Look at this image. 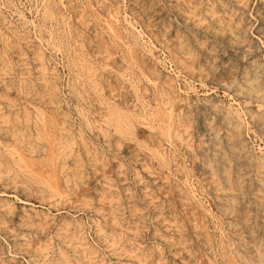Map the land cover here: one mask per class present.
<instances>
[{
	"label": "rangeland",
	"instance_id": "obj_1",
	"mask_svg": "<svg viewBox=\"0 0 264 264\" xmlns=\"http://www.w3.org/2000/svg\"><path fill=\"white\" fill-rule=\"evenodd\" d=\"M44 1L46 2L44 3ZM195 1L197 2L198 5L196 4V6L193 9L195 12V14H193V17L192 15H189V17L187 16V18L185 17L183 18L184 12L182 9L184 8L183 7L184 4H186V0H173L174 4L172 3V0H162V1L161 0H147V1L146 0H141V1L140 0H136V1L135 0H122V1L121 0H117V1L116 0H88V1L87 0L86 1L85 0H77V1L76 0L74 1L73 0H70V1L69 0H41V1L40 0H6V4H5V0H0V14H1L0 15L1 16L0 25H2L0 26V30H1L0 31V36H1L0 42L4 45L3 46L0 43L1 44L0 54L3 55V56L0 55V100H1L0 101L1 102L0 103V146H1L0 147V160H1L0 161V195H1L0 196V226H1L0 228V244H1L0 245V257H1L0 264H40V263L42 264L43 262H44L43 264H61V263L62 264H65V263L66 264H73V263L74 264H103V263L104 264H159V263L160 264H206V263L207 264H264V256H263L264 255V251H263L264 250V244H263L264 243V236H263L264 234V203H263L264 202V167H263L264 166V151H263L264 150V122H261L257 119L258 116H264V103H261V101L257 100L254 97L255 95L253 94H249V93L247 94L245 91H242V93H240L241 90L240 88H238V86L239 87H249V84H247V82L243 81V79L240 78L241 74L239 75V77L236 78L238 85H236L235 83H232V81H230V78H227V80L226 78H223L222 80H217V81L213 79V75L215 73L217 74L220 72L219 74L223 75L225 68H228V69L232 68L236 70V72H239V73L244 72L246 70L252 71V72L256 70L259 76L258 79L262 83V86L260 87L261 89L260 93L264 95V69H263L264 68L263 67L264 66V44H263L264 43V40H263L264 39V16H262V14L264 15V12H262L264 10V0H232V1L226 0L227 2L225 0H222V1L221 0L220 1L219 0H195ZM47 2L48 4H46ZM144 2L147 4V6L145 5ZM181 3L183 6L181 5ZM79 4L80 6H78ZM212 7L216 9V12H218V14H221L225 18V24L222 23L221 25L216 27L218 29L217 33L220 34L219 35L220 39H217L219 42L215 40L216 37L205 35L203 32L204 24H202L201 26V21L197 20L198 18L199 19L205 18L202 20V22L207 21V20L208 22L209 21L212 22L211 19L213 18L210 17L209 15V10ZM94 8L96 11L93 10ZM36 9L38 10V13L40 14L37 13ZM48 10L50 11V13L54 11L52 14L53 16L48 17V14H50ZM163 11L165 12L167 11V12L165 13ZM258 11L260 13H258ZM18 12L22 13L24 18ZM64 12H66V14ZM248 12L251 15H249ZM17 13L19 16L16 15ZM95 13L96 14L98 13V14L96 15ZM179 13L180 15H178ZM201 14H205V15L203 16ZM62 15H63V18H62ZM85 15H87V17ZM136 15L137 17H135ZM146 15H149V16H146ZM235 15H238V17H236ZM64 16H66V18ZM71 16H72V19H71ZM47 18L48 19L51 18V19L48 20ZM119 18L121 19V21ZM5 19H7L8 21L6 20L7 21L6 22ZM60 19L62 22L60 21ZM127 19L128 20L130 19V20L128 21ZM183 19L184 20L186 19V20L184 21ZM25 20L31 24L32 23L35 24V26L29 24ZM73 20L75 22H73ZM50 21H52L53 23L51 22L52 23L51 24ZM94 21L97 23L95 24ZM3 22L6 23V25ZM38 22L41 23L40 24L41 26L38 24ZM58 23H61V24H58ZM195 23L196 25H194ZM191 24L194 26H192ZM240 24H242V26ZM187 25L190 28H188ZM11 26L13 27V29ZM38 26H40L41 29L38 28ZM74 26L76 28H74ZM228 26H232L235 32L230 33ZM259 26L260 27L262 26V28H260ZM27 27L28 29H24ZM47 27H49L48 30H47ZM55 27L59 29L57 30V28ZM197 27H199L198 30H197ZM3 28L5 30H3ZM185 29H187L188 31L187 30L185 31ZM36 30H38L39 33ZM84 32L85 33L87 32V34H85ZM131 35L133 36V38H131L132 37ZM87 36L88 38H86ZM187 36L189 39L188 38L185 39V37ZM6 37H8L9 40ZM1 38L3 41L1 40ZM181 38L183 39L182 41H181ZM201 38L203 41L201 40ZM209 38L211 39V41H209L210 40ZM66 39L67 40L69 39V40L67 41ZM172 39H174V41ZM16 40H19V41L16 42ZM52 40L55 42H53ZM171 40L173 42H171ZM221 40L224 42H222ZM46 41H47V44H46ZM48 41L50 44H48ZM88 41L90 42L88 43ZM108 42L110 43V46ZM52 43L54 45H52ZM97 43L99 45H97ZM251 43L255 44L256 48L253 44L251 45ZM57 44L58 45L60 44L59 47L56 46ZM64 44L66 47L64 46ZM71 44H73V46L75 45L74 47L76 51L72 47ZM182 44L184 46L187 45L189 47V50L192 51L193 58L192 57L188 58L187 56L188 59L186 61L185 59L186 57L185 55H183L181 51ZM223 44H225V46ZM229 44H231L232 46ZM36 45L38 46V48L36 47ZM207 45L208 46L210 45V48L214 50L212 51L214 53L212 57L214 59L212 61L213 64L211 66L204 65L205 70L202 72V75L199 77H195L192 74L189 67L186 68L187 62L189 63L191 59L195 58L197 62H195V59H194V62H195L194 66L197 67L200 64V62L203 63L204 59L209 60L210 58L204 55V50ZM187 46H186V49H187ZM191 47H194L196 49L191 48ZM223 47H226V48H223ZM35 48L37 51L35 50ZM45 48H47L48 51ZM112 48H115L116 50ZM51 50L52 52L53 51L54 52L52 53ZM219 50L220 51L223 50L221 51L222 53ZM28 52H30V54ZM70 54H71V57H70ZM89 54L93 56L91 55L89 56ZM234 55L236 57L238 56V59ZM4 57H6V59ZM87 57L90 60H88ZM116 57H118L119 59ZM233 57L238 61H236L235 59H232ZM14 58L16 59L18 58L17 59L18 61ZM75 58H77L76 59L77 61L75 60ZM123 58L125 59V61ZM182 58H184L185 61ZM251 58L254 59V62L252 63L250 61ZM45 59H47L48 61L47 60L45 61ZM127 60H129L130 62ZM176 60L177 62H175ZM230 60L234 61L235 63L231 62ZM92 61H93V64L91 63ZM103 61H105L104 63H106L107 65L104 64ZM241 61H243V63ZM73 62L74 63L76 62L78 65L76 63L74 64ZM81 62H85V64ZM253 63L257 64L258 67H255ZM228 64L230 65L228 66ZM87 67H90V68H87ZM181 67L182 68L184 67L185 69L184 68L182 69ZM237 67H239V69ZM77 68L79 70H77ZM86 68L87 70H85ZM21 69L22 71H20ZM90 69L92 70L90 71ZM132 69H135V70L132 71ZM100 70H102V72ZM31 71L34 73H32ZM85 71L88 73H85ZM126 71H129V72H126ZM49 73L51 74L49 75ZM83 73H84V76L81 75ZM90 73L93 77H91ZM102 73L103 74L105 73V74L103 75ZM144 73L145 74L147 73V75H145ZM131 74H134V75L136 74V75L133 76ZM58 77H60L61 80L60 79L58 80ZM91 78L92 79L94 78L93 80L95 81H92ZM19 80H20V83H19ZM134 80L136 81L134 82ZM7 81L9 84L7 83ZM83 81H84V84H82ZM85 84H88V85H85ZM92 84L98 85L99 87L97 86L96 88L95 85H92ZM128 85L129 86L131 85V86L128 87ZM13 89L15 93L13 92ZM38 89L40 90V92L37 91ZM115 89L118 91V93ZM7 90H9L10 92ZM130 90L131 92H129ZM99 91L101 92L99 93ZM227 92L230 93V96L233 99L229 95H227L228 94ZM98 93L101 94V96L98 95ZM130 93H131V96H130ZM34 94L35 96H33ZM106 94L108 97L106 96ZM141 94L142 96H140ZM119 95H121L120 96L121 98L119 97ZM90 96L92 97V99L89 98ZM5 97L7 98L5 99ZM50 97L54 98V101ZM94 97H96V99ZM65 98H68V100ZM135 98L136 99L139 98V99L136 100ZM100 100H102V103L100 102ZM242 100L244 101V103ZM18 101H19V104H17ZM132 101H135V102L133 103ZM140 102H142L143 104ZM7 103L8 104L11 103V108L9 105H7ZM30 103L32 104L34 103V104L32 105ZM108 103L110 105H108ZM112 104L114 106L113 109H112ZM203 104L204 105L207 104V105L203 106ZM115 105L118 110L121 109L119 112H123L122 114L124 117L121 115V113L116 112L117 110L115 108ZM101 107L103 111L99 110V108L101 109ZM153 107H156V108H153ZM162 107L164 109H162ZM144 108L147 110H145ZM56 109H57V112H56ZM59 110H60V113H58ZM114 111L118 113V115H116ZM223 111H225V113ZM68 112L69 113L72 112V113L69 114ZM124 112H126L127 114ZM141 112H143L144 115H142ZM162 112L164 113L162 114ZM136 113H139V115L137 114V116L139 117L135 116ZM193 114L195 116H193ZM54 115L56 117L58 115L59 116L56 118ZM118 116L119 118L117 119L116 117ZM149 116L150 118L152 117L154 118L150 119L148 118ZM194 117L196 118V120ZM99 118L102 121H100ZM113 118L115 119V121ZM119 119H120V122L124 124L123 126L118 121ZM135 119L136 121H134ZM147 119L149 121H147ZM122 120L123 121L127 120V121L123 122ZM253 122H255V124ZM50 123H52L53 125H51ZM125 123H127V125L129 126L131 124V127H129L130 129H128V126ZM221 123H222V126H221ZM74 124L75 126H73ZM167 124L169 125L171 124V125L169 126ZM191 125H193V127H191ZM115 127L117 129H115ZM125 127L128 130H126ZM154 127L157 129H155ZM38 128L39 130H37ZM91 128L92 129L94 128V129L91 130ZM113 130L115 132L117 130L118 131L115 133ZM132 131L134 134L136 133L135 135L137 136L138 139L136 138V136L134 137V134L131 133ZM180 132H182V134ZM210 132L213 134H210ZM221 132L222 134H220ZM239 133H240V137H239L240 141L238 140L239 143L237 142L234 144L232 142L233 135L239 134ZM43 136L45 137L44 139H43ZM140 138H142V140H140ZM125 140L126 141L129 140V141L126 142ZM145 140H146V143H145ZM77 141L81 144L80 146ZM3 142L6 144H4ZM98 143L99 145H97ZM138 143L141 146L142 145L143 146L141 147ZM182 147H183V150H182ZM16 149L17 150L19 149L18 150L19 153L17 152ZM165 149L167 150L165 151ZM122 150L124 151L122 152ZM32 151H33V154H31ZM46 151L48 152L51 151V152L50 154H48V152ZM151 153L154 156H152ZM169 153L171 154L169 155ZM22 154H24L25 159ZM179 154L180 155L183 154V155L180 156ZM117 155L119 158L116 157ZM130 156H131V159L128 158ZM150 157H153V158H150ZM52 158L54 161L52 160ZM107 158L109 159V161ZM129 159L131 160V162ZM36 161L39 164H36ZM116 161L118 164L116 163ZM11 164L13 166H11ZM97 164L99 165L97 166ZM160 164L164 166H161ZM42 165H45L46 167ZM168 165L170 166L172 165L171 168ZM56 166L58 167L56 168ZM49 167L51 168L54 167L55 169H57L55 170L54 168H52L54 169V172L56 173L57 171V173L55 174L53 170H51V168ZM96 168L98 170H96ZM168 170L170 171L168 172ZM206 170L208 171L206 172ZM218 173H221V174H218ZM228 173L230 175L229 177H228ZM53 174L56 177H54ZM207 176L209 178H207ZM167 177L170 179L168 180ZM48 180H52V181H48ZM76 181H78L79 183L77 184ZM126 181L127 183L129 181L130 182L127 184ZM229 182L234 183L233 188H231V185L229 184ZM85 183H87L88 185H86ZM92 183H95V184L92 185ZM70 184H72V186ZM119 184H120V187H122V189L119 187ZM148 184L152 186L150 187L148 186ZM73 187L75 188V190ZM138 188L141 189L142 191L141 190L139 191ZM86 189L88 191H86ZM18 191L19 193H17ZM83 192L84 194L82 195ZM2 193H4V195ZM152 194L154 195V197ZM164 205L166 207H164ZM161 207H163L164 209ZM256 207L258 208L256 209ZM15 211H16V214H15ZM155 214L157 217L155 216ZM260 216L261 218H259ZM13 217H15L16 219ZM144 219H145V223H144ZM237 222H239V224ZM222 224H223V227H222ZM187 227L189 228V230ZM69 228L71 229L69 230ZM84 229L86 230V232ZM204 229L206 231H204ZM222 230H223L222 232L223 234L220 233ZM260 232H262V234ZM217 235L219 236V238ZM214 241L217 243H215ZM70 242H73V244ZM74 253L76 256L74 255ZM123 258H125L126 260H124ZM60 259H62V261ZM14 261H16V263ZM152 261L154 263H152Z\"/></svg>",
	"mask_w": 264,
	"mask_h": 264
},
{
	"label": "bare ground",
	"instance_id": "obj_2",
	"mask_svg": "<svg viewBox=\"0 0 264 264\" xmlns=\"http://www.w3.org/2000/svg\"><path fill=\"white\" fill-rule=\"evenodd\" d=\"M40 1H41V0H40ZM69 1H70V0H69ZM73 1H74V0H73ZM76 1H77V0H76ZM85 1H86V0H85ZM87 1H88V0H87ZM116 1H117V0H116ZM121 1H122V0H121ZM135 1H136V0H135ZM140 1H141V0H140ZM146 1H147V0H146ZM161 1H162V0H161ZM219 1H220V0H219ZM221 1H222V0H221ZM225 1H226V0H225ZM231 1H232V0H231ZM10 2H11V1H10ZM45 2H46V1H44V3H45ZM52 2H54V1H52ZM61 2H62V1H61ZM105 2H106V1H105ZM168 2H169V1H168ZM226 2H227V1H226ZM250 2H251V1H250ZM2 3H3V2H2ZM41 3H43V2H41ZM41 3H40V4H41ZM56 3H57V2H56ZM91 3H92V2H91ZM102 3H104V2H102ZM107 3H108V2H107ZM120 3H121V2H120ZM123 3H124V2H123ZM144 3H145V2H144ZM151 3H152V2H151ZM160 3H161V2H160ZM172 3L174 4L173 0H172ZM177 3H178V2H177ZM222 3H223V2H222ZM248 3H249V1H248ZM5 4H6V0H5ZM10 4H11V3H10ZM38 4H39V3H38ZM46 4H48V2H47ZM68 4H69V3H68ZM75 4H76V3H75ZM80 4H81V3H80ZM80 4H79L78 6H80ZM83 4H84V3H83ZM92 4H93V3H92ZM98 4H99V3H98ZM108 4H109V3H108ZM108 4H107V5H108ZM131 4H132V3H131ZM138 4H139V3H138ZM161 4H162V3H161ZM196 4H197V2H196L195 0H186V4H184V6H183L182 3H181V5L184 7V8L182 9L183 12H184V14H183V18H184V17L187 18V16L189 17V15H192V17H193V14H195V12H194L193 9H194V7L196 6ZM226 4H227V3H226ZM2 5H3V4H2ZM12 5H14V4H12ZM12 5H11V6H12ZM49 5H50V4H49ZM49 5H48V6H49ZM64 5H65V4H64ZM64 5H63V7H64ZM84 5H85V4H84ZM101 5H102V4H101ZM145 5L147 6L146 3H145ZM197 5H198V4H197ZM261 5H262V4H261ZM261 5H260V6H261ZM37 6H38V5H37ZM44 6H45V5H44ZM56 6H57V5H56ZM56 6H55V7H56ZM81 6H83V5H81ZM88 6H89V5H88ZM91 6H92V5H91ZM94 6H95V5H94ZM98 6H99V5H98ZM118 6H119V5H118ZM118 6H117V8H118ZM121 6H122V5H121ZM123 6H124V5H123ZM131 6H132V5H131ZM140 6H141V5H140ZM151 6H152V5H151ZM167 6H168V4H167ZM174 6H175V5H174ZM202 6H204V5H202ZM209 6H210V5H209ZM217 6H218V4H217ZM229 6H230V5H229ZM7 7H8V6H7ZM38 7H39V6H38ZM42 7H43V5H42ZM57 7H58V6H57ZM84 7H85V6H84ZM89 7H90V6H89ZM110 7H111V6H110ZM129 7H130V6H129ZM134 7H135V6H134ZM159 7H160V5H159ZM162 7H163V6H162ZM172 7H173V5H172ZM215 7H216V6H215ZM234 7H236V6H234ZM250 7H251V6H250ZM9 8H10V7H9ZM44 8H45V7H44ZM61 8H62V7H61ZM68 8H69V7H68ZM79 8H80V7H79ZM104 8H105V7H104ZM144 8H145V7H144ZM146 8H147V7H146ZM164 8H165V7H164ZM203 8H204V7H203ZM203 8H202V10H203ZM238 8H239V7H238ZM261 8H262V7H261ZM37 9H38V8H37ZM37 9H36V11H37V13H38V10H37ZM49 9H50V8H49ZM63 9H64V8H63ZM91 9H92V8H91ZM97 9H98V8H97ZM131 9H132V7H131ZM153 9H154V8H153ZM159 9H160V8H159ZM217 9H218V8H217ZM246 9H247V8H246ZM40 10H41V8H40ZM82 10H83V9H82ZM93 10H95V8H94ZM102 10H103V9H102ZM110 10H111V9H110ZM120 10H121V9H120ZM122 10H123V9H122ZM138 10H139V9H138ZM155 10H157V9H155ZM251 10H252V9H251ZM36 11H35V12H36ZM48 11H49V10H48ZM52 11H53V10H52ZM55 11H56V10H55ZM57 11H58V9H57ZM62 11H63V10H62ZM66 11H67V10H66ZM71 11H72V9H71ZM75 11H76V10H75ZM84 11H85V10H84ZM89 11H90V9H89ZM95 11H96V10H95ZM99 11H100V10H99ZM125 11H126V10H125ZM172 11H173V10H172ZM174 11H175V10H174ZM176 11H177V10H176ZM239 11H241V10H239ZM256 11H257V10H256ZM3 12H4V11H3ZM53 12H54V11H53ZM53 12L50 13V11H49L50 14H48V17H49V16H53V15H52ZM78 12H79V11H78ZM85 12H86V11H85ZM145 12H146V11H145ZM163 12H165V11H163ZM166 12H167V11H166ZM166 12H165V13H166ZM177 12H178V11H177ZM197 12H198V11H197ZM245 12H246V10H245ZM249 12H250V11H249ZM249 12H248V13H249ZM262 12H264V10H263ZM18 13H19V12H18ZM18 13H17L16 15H18ZM64 13L66 14V12H64ZM121 13H123V12H121ZM159 13H160V12H159ZM201 13H202V12H201ZM238 13H239V12H238ZM255 13H256V12H255ZM258 13H260V12L258 11ZM4 14H5V13H4ZM19 14L22 15V13H19ZM38 14H40V13H38ZM62 14H63V13H62ZM65 14H64V15H65ZM69 14H70V13H69ZM79 14H80V13H79ZM95 14H96V13H95ZM97 14H98V13H97ZM97 14H96V15H97ZM102 14H104V13H102ZM261 14H262V13H261ZM0 15H1V14H0ZM57 15H58V14H57ZM70 15H71V14H70ZM73 15H74V14H73ZM125 15H126V14H125ZM130 15H131V14H130ZM141 15H142V14H141ZM164 15H166V14H164ZM176 15H177V14H176ZM178 15H180V13H179ZM201 15L204 16L205 14H201ZM209 15H210V17L213 18V19H211L212 22H210V21L208 22V20L202 22V20L205 19V18H203V19H199V18H198L197 20L201 21V26H202V24H204V25H203V32H204L205 35H207V36H211V37H216V39L214 38L215 40L220 39V36H219L220 34L217 33L218 29H217L216 27L219 26V25H221L222 23L225 24V18H224V16H222L221 14H218V12H216V9H215L214 7H212V8L209 10ZM249 15H251V14L249 13ZM4 16H5V15H4ZM18 16H19V15H18ZM22 16H23V15H22ZM39 16H40V15H39ZM43 16H44V15H43ZM54 16H55V15H54ZM85 16L87 17V15H85ZM106 16H107V15H106ZM146 16H149V15H146ZM154 16H155V14H154ZM160 16H162V15H160ZM235 16L238 17V15H235ZM258 16H259V14H258ZM262 16H264V15L262 14ZM0 17H1V16H0ZM64 17L66 18V16H64ZM80 17H82V16H80ZM80 17H79V18H80ZM83 17H84V16H83ZM125 17H126V16H125ZM135 17H137V15H136ZM179 17H180V16H179ZM181 17H182V16H181ZM201 17H202V16H201ZM207 17H208V16H207ZM207 17H206V18H207ZM248 17H249V16H248ZM18 18H19V17H18ZM23 18H24V16H23ZM25 18H26V17H25ZM53 18H54V17H53ZM62 18H63V15H62ZM65 18H64V19H65ZM88 18H89V17H88ZM88 18H87V19H88ZM128 18H129V17H128ZM163 18H164V16H163ZM177 18H178V17H177ZM190 18H191V16H190ZM39 19H40V18H39ZM47 19H48V18H47ZM49 19H51V18H49ZM49 19H48V20H49ZM71 19H72V16H71ZM74 19H75V18H74ZM82 19H83V18H82ZM90 19H91V18H90ZM101 19H102V18H101ZM114 19H115V18H114ZM119 19H120V18H119ZM137 19H138V18H137ZM157 19H158V18H157ZM165 19H166V18H165ZM232 19H233V18H232ZM245 19H246V18H245ZM6 20H7V19H5V21H6ZM27 20H29V19H27ZM30 20H31V19H30ZM88 20H89V19H88ZM91 20H92V19H91ZM98 20H99V19H98ZM117 20H118V19H117ZM127 20H128V19H127ZM129 20H130V19H129ZM129 20H128V21H129ZM183 20H184V19H183ZM183 20H182V21H183ZM185 20H186V19H185ZM185 20H184V21H185ZM189 20H190V19H189ZM7 21H8V20H7ZM7 21H6V22H7ZM25 21H26V20H25ZM38 21H39V20H38ZM44 21H45V20H44ZM53 21H54V19H53ZM60 21H61V19H60ZM78 21H79V20H78ZM95 21H97V20H95ZM95 21H94V22H95ZM120 21H121V19H120ZM165 21H166V20H165ZM178 21H180V20H178ZM184 21H183V22H184ZM249 21H250V20H249ZM10 22H11V21H10ZM26 22H28V21H26ZM35 22H36V21H35ZM35 22H34V23H35ZM42 22H43V21H42ZM46 22H47V21H46ZM51 22H52V21H50V23H51ZM61 22H62V21H61ZM71 22H72V21H71ZM71 22H70V23H71ZM73 22H75V21L73 20ZM73 22H72V23H73ZM80 22H81V21H80ZM87 22H88V21H87ZM102 22H103V21H102ZM132 22H133V21H132ZM138 22H140V21H138ZM173 22H175V21H173ZM260 22H261V21H260ZM260 22H259V23H260ZM3 23H4V22H3ZM21 23H22V22H21ZM28 23H29V22H28ZM50 23H49V24H50ZM52 23H53V22H52ZM52 23H51V24H52ZM63 23H64V22H63ZM66 23H67V22H66ZM76 23H77V22H76ZM96 23H97V22H95V24H96ZM130 23H131V22H130ZM158 23H159V22H158ZM169 23H170V22H169ZM190 23H191V21H190ZM242 23H243V21H242ZM246 23H247V22H246ZM246 23H245V24H246ZM4 24L6 25V23H4ZM4 24H3V25H4ZM29 24H31V23H29ZM38 24L40 25L41 23L38 22ZM51 24H50V25H51ZM54 24H55V23H54ZM58 24H61V23H58ZM58 24H57V25H58ZM89 24H90V22H89ZM93 24H94V23H93ZM99 24H100V23H99ZM118 24H119V23H118ZM120 24H121V23H120ZM139 24H140V23H139ZM155 24H156V23H155ZM173 24H174V23H173ZM250 24H251V22H250ZM22 25H24V24H22ZM31 25H34V26H35V24H33V23H32ZM63 25H65V24H63ZM75 25H76V24H75ZM83 25H84V24H83ZM100 25H101V24H100ZM133 25H134V24H133ZM133 25H132V26H133ZM135 25H136V23H135ZM135 25H134V26H135ZM158 25H159V24H158ZM175 25H176V23H175ZM175 25H174V27H175ZM179 25H180V23H179ZM191 25H192V24H191ZM191 25H190V26H191ZM194 25H196V23H195ZM194 25H192V26H194ZM227 25H228V24H227ZM240 25L242 26V24H240ZM243 25H244V24H243ZM260 25H261V24H260ZM0 26H2V25H0ZM25 26H26V25H25ZM40 26H41V25H40ZM40 26H38V28H40ZM42 26H43V25H42ZM68 26H69V24H68ZM96 26H97V25H96ZM96 26H95V27H96ZM177 26H178V25H177ZM187 26H188V25H187ZM187 26H186V27H187ZM201 26H200V27H201ZM244 26H245V25H244ZM6 27H7V26H6ZM11 27H12V26H11ZM43 27H44V26H43ZM51 27H52V26H51ZM60 27H61V26H60ZM72 27H73V26H72ZM126 27H127V26H126ZM159 27H160V26H159ZM179 27H180V26H179ZM228 27H229V32H230V33L235 32V30H234V28H233L232 26H228ZM251 27H252V26H251ZM259 27H260V26H259ZM1 28H2V27H1ZM7 28H8V27H7ZM15 28H16V27H15ZM48 28H49V27H47V30H48ZM55 28H57V27H55ZM62 28H63V27H62ZM74 28H76V27L74 26ZM88 28H89V27H88ZM92 28H93V27H92ZM96 28H97V27H96ZM100 28H101V27H100ZM102 28H103V27H102ZM184 28H185V27H184ZM188 28H190V27L188 26ZM188 28H187V29H188ZM195 28H196V27H195ZM198 28H199V27H197V30H198ZM201 28H202V27H201ZM201 28H200V29H201ZM237 28H238V27H237ZM260 28H262V26H261ZM9 29H10V28H9ZM12 29H13V27H12ZM24 29H28V27H27V28H24ZM33 29H34V28H33ZM40 29H41V28H40ZM58 29H59V28H57V30H58ZM60 29H61V28H60ZM64 29H65V28H64ZM64 29H63V30H64ZM67 29H68V27H67ZM77 29H78V28H77ZM81 29H82V28H81ZM98 29H99V28H98ZM98 29H97V30H98ZM104 29H105V28H104ZM128 29H129V28H128ZM138 29H139V28H138ZM187 29H185V31H186ZM200 29H199V30H200ZM241 29H242V28H241ZM3 30H5V29L3 28ZM3 30H2V31H3ZM45 30H46V29H45ZM50 30H51V29H50ZM82 30H83V29H82ZM89 30H90V29H89ZM95 30H96V29H95ZM105 30H106V29H105ZM120 30H121V29H120ZM124 30H125V29H124ZM174 30H175V28H174ZM180 30H181V29H180ZM247 30H248V29H247ZM0 31H1V30H0ZM36 31L38 32V30H36ZM64 31H65V30H64ZM69 31H70V30H69ZM72 31H73V30H72ZM79 31H80V30H79ZM93 31H94V30H93ZM101 31H102V30H101ZM141 31H142V30H141ZM157 31H158V30H157ZM172 31H173V30H172ZM182 31H183V30H182ZM182 31H181V32H182ZM187 31H188V30H187ZM201 31H202V30H201ZM237 31H238V30H237ZM237 31H236V32H237ZM242 31H244V30H242ZM248 31H249V30H248ZM6 32H7V31H6ZM13 32H14V31H13ZM40 32H41V31H40ZM56 32H58V31H56ZM74 32H75V31H74ZM77 32H78V31H77ZM112 32H113V31H112ZM139 32H140V30H139ZM193 32H194V31H193ZM196 32H197V31H196ZM1 33H2V32H1ZM38 33H39V32H38ZM42 33H43V32H42ZM48 33H49V32H48ZM50 33H51V32H50ZM52 33H53V32H52ZM61 33H62V32H61ZM72 33H73V32H72ZM82 33H83V32H82ZM84 33H85V32H84ZM89 33H91V32H89ZM94 33H95V32H94ZM103 33H104V32H103ZM131 33H132V32H131ZM190 33H191V31H190ZM190 33H189V34H190ZM198 33H199V31H198ZM198 33H197V34H198ZM249 33H250V32H249ZM6 34H7V33H6ZM24 34H25V33H24ZM27 34H28V33H27ZM45 34H46V33H45ZM56 34H57V33H56ZM69 34H70V33H69ZM75 34H76V33H75ZM85 34H87V32H86ZM169 34H170V33H169ZM172 34H173V33H172ZM189 34H188V35H189ZM197 34H196V35H197ZM200 34H201V33H200ZM242 34H243V32H242ZM242 34H241V35H242ZM1 35H2V34H1ZM28 35H29V34H28ZM46 35H47V34H46ZM76 35H77V34H76ZM103 35H104V34H103ZM112 35H113V34H112ZM132 35H133V34H132ZM132 35H131V36H132ZM146 35H147V34H146ZM166 35H167V34H166ZM227 35H228V34H227ZM237 35H238V34H237ZM2 36H3V35H2ZM8 36H10V35H8ZM39 36H40V35H39ZM53 36H54V35H53ZM63 36H64V35H63ZM72 36H73V35H72ZM72 36H71V38H72ZM77 36H78V35H77ZM80 36H81V35H80ZM89 36H90V35H89ZM108 36H109V35H108ZM133 36H134V35H133ZM133 36H132L131 38H133ZM173 36H174V35H173ZM185 36H186V35H185ZM189 36H190V35H189ZM202 36H203V34H202ZM225 36H226V35H225ZM225 36H224V37H225ZM0 37H1V36H0ZM26 37H27V36H26ZM35 37H36V36H35ZM45 37H46V36H45ZM48 37H49V36H48ZM51 37H52V35H51ZM61 37H62V36H61ZM64 37H65V36H64ZM91 37H92V36H91ZM111 37H112V36H111ZM115 37H116V36H115ZM148 37H149V36H148ZM167 37H168V36H167ZM171 37H172V36H171ZM182 37H183V36H182ZM198 37H199V36H198ZM222 37H223V36H222ZM246 37H247V36H246ZM251 37H252V36H251ZM6 38L8 39V37H6ZM30 38H31V37H30ZM38 38H40V37H38ZM42 38H43V36H42ZM57 38H58V37H57ZM68 38H69V37H68ZM75 38H76V37H75ZM75 38H74V39H75ZM84 38H85V37H84ZM86 38H88V36H87ZM117 38H118V37H117ZM186 38H188V36L185 37V39H186ZM247 38H248V37H247ZM74 39H73V40H74ZM106 39H107V38H106ZM110 39H111V38H110ZM121 39H122V37H121ZM121 39H120V40H121ZM146 39H147V38H146ZM146 39H145V40H146ZM149 39H151V38H149ZM188 39H189V38H188ZM209 39H210V38H209ZM222 39H223V38H222ZM225 39H226V38H225ZM253 39H254V38H253ZM1 40H2V38H1ZM8 40H9V39H8ZM38 40H39V39H38ZM41 40H43V39H41ZM49 40H50V38H49ZM64 40H65V39H64ZM66 40H67V39H66ZM68 40H69V39H68ZM68 40H67V41H68ZM76 40H78V39H76ZM115 40H117V39H115ZM131 40H132V39H131ZM169 40H170V39H169ZM172 40L174 41V39H172ZM172 40H171V42H173ZM182 40H183V39L181 38V41H182ZM198 40H199V38H198ZM201 40H202V38H201ZM201 40H200V41H201ZM207 40H208V39H207ZM234 40H235V39H234ZM263 40H264V39H263ZM2 41H3V40H2ZM5 41H6V40H5ZM17 41H19V40H16V42H17ZM52 41H53V40H52ZM60 41H61V40H60ZM67 41H66V42H67ZM106 41H107V40H106ZM110 41H111V40H110ZM132 41H133V40H132ZM194 41H195V40H194ZM200 41H199V42H200ZM202 41H203V40H202ZM209 41H211V39H210ZM209 41H208V42H209ZM217 41H218V40H217ZM221 41H222V40H221ZM226 41H227V40H226ZM229 41H230V40H229ZM13 42H15V41H13ZM30 42H32V41H30ZM53 42H55V41H53ZM64 42H65V41H64ZM71 42H72V41H71ZM71 42H70V43H71ZM77 42H78V41H77ZM82 42H83V41H82ZM89 42H90V41H88V43H89ZM94 42H95V41H94ZM115 42H116V41H115ZM121 42H122V41H121ZM147 42H149V41H147ZM152 42H153V41H152ZM152 42H151V43H152ZM218 42H219V41H218ZM222 42H224V41H222ZM0 43H1V42H0ZM24 43H25V42H24ZM56 43H57V41H56ZM78 43H79V42H78ZM85 43H86V42H85ZM88 43H87V44H88ZM92 43H93V42H92ZM108 43H109V42H108ZM116 43H117V42H116ZM124 43H125V42H124ZM130 43H131V41H130ZM133 43H134V42H133ZM175 43H176V42H175ZM175 43H174V44H175ZM206 43H207V42H206ZM209 43H210V42H209ZM214 43H215V42H214ZM253 43H254V42H253ZM253 43H251V45H252ZM1 44H2V43H1ZM1 44H0V45H1ZM19 44H20V43H19ZM30 44H31V43H30ZM30 44H29V46H30ZM39 44H40V43H39ZM46 44H47V41H46ZM48 44H50L49 41H48ZM170 44H171V43H170ZM210 44H211V43H210ZM218 44H219V43H218ZM221 44H222V43H221ZM221 44H220V45H221ZM225 44H226V43H225ZM225 44H223V45L225 46ZM246 44H247V42H246ZM263 44H264V43H263ZM2 45H3V44H2ZM43 45H44V44H43ZM52 45H54V44L52 43ZM59 45H60V44H59ZM59 45L57 44L56 46L59 47ZM67 45H68V43H67ZM71 45H72V47L75 49V47H74L75 45H74V46H73V44H71ZM80 45H81V44H80ZM82 45H83V44H82ZM97 45H99V44L97 43ZM139 45H140V44H139ZM148 45H149V44H148ZM205 45H206V44H205ZM214 45H215V44H214ZM214 45H213V46H214ZM229 45H231V44H229ZM253 45L255 46V44H253ZM257 45H258V44H257ZM3 46H4V45H3ZM9 46H10V45H9ZM12 46H13V45H12ZM64 46H65V44H64ZM78 46H79V45H78ZM86 46H87V45H86ZM91 46H92V45H91ZM109 46H110V43H109ZM120 46H121V45H120ZM186 46H187V45H186ZM186 46H184V45L182 44V46H181V47H182L181 51H182L183 55H185L186 58H185V57H184V58H185L186 61H187L188 58H191V57H192V51L189 50V47H188V46H187V49H186ZM191 46H193V45H191ZM194 46H195V45H194ZM211 46H212V45H211ZM221 46H222V45H221ZM231 46H232V45H231ZM34 47H35V46H34ZM36 47L38 48L37 45H36ZM54 47H55V46H54ZM62 47H63V46H62ZM65 47H66V46H65ZM70 47H71V46H70ZM81 47H82V46H81ZM81 47H80V48H81ZM129 47H130V46H129ZM129 47H128V48H129ZM195 47H196V46H195ZM219 47H220V46H219ZM229 47H230V46H229ZM251 47H252V46H251ZM251 47H250V48H251ZM50 48H51V47H50ZM84 48H85V47H84ZM124 48H125V47H124ZM126 48H127V47H126ZM132 48H133V47H132ZM191 48H194V47H191ZM191 48H190V49H191ZM223 48H226V47H223ZM231 48H232V47H231ZM255 48H256V46H255ZM15 49H16V48H15ZM21 49H22V48H21ZM45 49L47 50V48H45ZM45 49H44V50H45ZM60 49H61V48H60ZM74 49H73V50H74ZM95 49H96V48H95ZM112 49H115V48H112ZM121 49H122V48H121ZM142 49H143V48H142ZM194 49H196V48H194ZM199 49H200V48H199ZM199 49H198V50H199ZM227 49H228V48H227ZM234 49H235V48H234ZM234 49H233V50H234ZM253 49H254V48H253ZM0 50H1V48H0ZM4 50H5V49H4ZM23 50H24V48H23ZM35 50H36V48H35ZM35 50H34V51H35ZM52 50H53V48H52ZM52 50H51V52H52ZM71 50H72V48H71ZM71 50H70V51H71ZM82 50H83V49H82ZM100 50H101V49H100ZM115 50H116V49H115ZM170 50H171V49H170ZM240 50H241V49H240ZM12 51H13V50H12ZM12 51H11V53H12ZM21 51H22V50H21ZM30 51H31V50H30ZM36 51H37V50H36ZM36 51H35V52H36ZM42 51H43V50H42ZM47 51H48V50H47ZM75 51H76V49H75ZM84 51H85V50H84ZM110 51H111V50H110ZM121 51H122V50H121ZM129 51H130V50H129ZM179 51H180V50H179ZM212 51H214V50H212V48H210V45H209V46L207 45V46L205 47V50H204V55H206V56L209 57L210 59H209V60L204 59L203 63L200 62V64H199L197 67L194 66V65H195V62H197L196 59L194 58V59H195V62H194V59H191V60L189 61L190 64L187 62L186 68L189 67V69L191 70L192 74H193L195 77H199V76H201V75H202V72L205 70L204 65H205V66H207V65H208V66H211V65L213 64L212 61H213L214 59H213L212 57H213V54H214V53H213ZM219 51H220V50H219ZM221 51H223V50H221ZM221 51H220V52H221ZM225 51H226V49H225ZM229 51H230V50H229ZM231 51H232V50H231ZM251 51H252V50H251ZM6 52H7V50H6ZM6 52H5V53H6ZM13 52H14V51H13ZM40 52H41V51H40ZM51 52H50V53H51ZM53 52H54V51H53ZM53 52H52V53H53ZM55 52H56V50H55ZM58 52H59V51H58ZM63 52H64V51H63ZM71 52H72V51H71ZM88 52H89V51H88ZM108 52H109V50H108ZM197 52H198V51H197ZM197 52H196V53H197ZM202 52H203V51H202ZM202 52H201V53H202ZM232 52H233V51H232ZM25 53H26V51H25ZM28 53L30 54V52H28ZM61 53H62V52H61ZM61 53H59V54H61ZM82 53H83V52H82ZM101 53H102V52H101ZM101 53H100V54H101ZM199 53H200V52H199ZM221 53H222V52H221ZM221 53H220V54H221ZM228 53H229V52H228ZM228 53H227V54H228ZM238 53H239V52H238ZM256 53H257V52H256ZM20 54H21V53H20ZM87 54H88V53H87ZM93 54H94V53H93ZM95 54H96V53H95ZM117 54H118V53H117ZM130 54H131V52H130ZM202 54H203V53H202ZM220 54H218V55H220ZM239 54H240V53H239ZM0 55H1V54H0ZM6 55H7V54H6ZM36 55H37V54H36ZM43 55H44V54H43ZM47 55H48V54H47ZM84 55H85V53H84ZM90 55H91V54H89V56H90ZM105 55H106V54H105ZM124 55H125V54H124ZM124 55H123V57H124ZM196 55H197V54H196ZM200 55H201V54H200ZM204 55H203V57H204ZM235 55H236V54H235ZM235 55H234V56H235ZM240 55H241V54H240ZM240 55H239V56H240ZM1 56H3V55H1ZM28 56H29V55H28ZM28 56H27V57H28ZM82 56H83V55H82ZM91 56H93V55H91ZM115 56H116V55H115ZM115 56H114V58H115ZM118 56H119V55H118ZM121 56H122V55H121ZM145 56H146V55H145ZM187 56H188V58H187ZM194 56H195V55H194ZM259 56H260V55H259ZM10 57H11V56H10ZM10 57H9V58H10ZM37 57H38V56H37ZM43 57H44V56H43ZM60 57H61V55H60ZM70 57H71V54H70ZM85 57H86V56H85ZM100 57H101V56H100ZM137 57H138V56H137ZM178 57H179V56H178ZM235 57H236V56H235ZM4 58L6 59V57H4ZM31 58H32V57H31ZM64 58H65V57H64ZM97 58H98V57H97ZM116 58H118V57H116ZM125 58H126V57H125ZM184 58H182V59L184 60ZM192 58H193V57H192ZM199 58H200V57H199ZM201 58H202V57H201ZM214 58H215V57H214ZM230 58H231V57H230ZM236 58L238 59V56H237ZM7 59H8V57H7ZM14 59H16V58H14ZM17 59H18V58H17ZM17 59H16V60H17ZM50 59H51V58H50ZM52 59H53V58H52ZM67 59H68V58H67ZM76 59H77V58H75V60H76ZM81 59H82V58H81ZM87 59H88V57H87ZM87 59H86V60H87ZM94 59H95V58H94ZM118 59H119V58H118ZM123 59H124V58H123ZM132 59H133V58H132ZM137 59H138V58H137ZM178 59H179V58H178ZM219 59H220V58H219ZM224 59H225V58H224ZM232 59H235V58L233 57ZM9 60H10V59H9ZM19 60H20V59H19ZM46 60H47V59H45V61H46ZM83 60H84V59H83ZM88 60H90V59H88ZM88 60H87V61H88ZM138 60H139V59H138ZM201 60H202V59H201ZM235 60H236V59H235ZM245 60H246V59H245ZM17 61H18V60H17ZM43 61H44V60H43ZM47 61H48V60H47ZM52 61H53V60H52ZM76 61H77V60H76ZM78 61H80V60H78ZM81 61H82V60H81ZM93 61H94V60H93ZM93 61L91 62L92 64H93ZM100 61H101V60H100ZM118 61H119V60H118ZM122 61H123V60H122ZM124 61H125V59H124ZM127 61H129V60H127ZM184 61H185V60H184ZM199 61H200V59H199ZM223 61H225V60H223ZM230 61H231V60H230ZM236 61H238V60H236ZM250 61H251V63H252V62H254V59L251 58ZM11 62H12V61H11ZM14 62H15V61H14ZM14 62H13V63H14ZM23 62H24V61H23ZM97 62H98V61H97ZM97 62H96V64H97ZM104 62H105V61H103V63H104ZM106 62H107V61H106ZM120 62H121V60H120ZM129 62H130V61H129ZM138 62H139V61H138ZM150 62H151V61H150ZM150 62H149V63H150ZM175 62H177V60H176ZM218 62H219V61H218ZM231 62L235 63L234 61H231ZM241 62L243 63V61H241ZM31 63H32V62H31ZM46 63H47V62H46ZM66 63H67V61H66ZM68 63H69V61H68ZM70 63H71V62H70ZM73 63H74V62H73ZM75 63H76V62H75ZM75 63H74V64H75ZM81 63H84V64H85V62H81ZM126 63H127V62H126ZM131 63H132V62H131ZM139 63H140V62H139ZM158 63H160V62H158ZM184 63H185V62H184ZM216 63H217V62H216ZM228 63H230V62H228ZM233 63H232V64H233ZM54 64H55V63H54ZM64 64H65V62H64ZM71 64H72V63H71ZM74 64H73V65H74ZM76 64H77V63H76ZM86 64H87V63H86ZM104 64H106V63H104ZM132 64H133V63H132ZM244 64H245V63H244ZM253 64L255 65V67H258L257 64H255V63H253ZM12 65H13V64H12ZM33 65H34V64H33ZM35 65H36V64H35ZM68 65H69V64H68ZM77 65H78V64H77ZM101 65H102V64H101ZM101 65H100V66H101ZM106 65H107V64H106ZM124 65H125V64H124ZM130 65H131V64H130ZM196 65H197V63H196ZM229 65H230V64H228V66H229ZM234 65H235V64H234ZM238 65H239V64H238ZM10 66H11V65H10ZM15 66H16V65H15ZM31 66H32V65H31ZM49 66H50V65H49ZM51 66H52V65H51ZM82 66H83V65H82ZM89 66H91V65H89ZM94 66H95V65H94ZM109 66H110V65H109ZM111 66H112V65H111ZM125 66H126V65H125ZM127 66H128V65H127ZM136 66H137V64H136ZM140 66H141V65H140ZM47 67H48V65H47ZM74 67H75V66H74ZM74 67H72V68H74ZM83 67H84V66H83ZM92 67H93V66H92ZM92 67H91V68H92ZM97 67H99V66H97ZM129 67H130V66H129ZM158 67H159V66H158ZM161 67H162V66H161ZM220 67H221V66H220ZM263 67H264V66H263ZM2 68H3V67H2ZM2 68H1V69H2ZM12 68H13V67H12ZM55 68H57V67H55ZM87 68H90V67H87ZM87 68H86L85 70H87ZM119 68H120V67H119ZM181 68H182V67H181ZM183 68H184V67H183ZM183 68H182V69H183ZM206 68H208V67H206ZM211 68H212V67H211ZM211 68H210V69H211ZM237 68L239 69V67H237ZM240 68H241V66H240ZM16 69H17V68H16ZM23 69H24V68H23ZM49 69H50V68H49ZM49 69H48V70H49ZM66 69H67V68H66ZM83 69H84V68H83ZM83 69H82V71H83ZM97 69H98V68H97ZM99 69H100V68H99ZM145 69H146V68H145ZM145 69H144V70H145ZM163 69H164V67H163ZM184 69H185V68H184ZM189 69H187V70H189ZM222 69H223V68H222ZM263 69H264V68H263ZM5 70H6V69H5ZM77 70H79V69L77 68ZM91 70H92V69H90V71H91ZM94 70H95V69H94ZM115 70H116V69H115ZM117 70H118V69H117ZM120 70H122V69H120ZM130 70H131V69H130ZM134 70H135V69H132V71H134ZM224 70H225V71H224L223 75L219 74L220 72L217 73V74H219V75H217V74L215 73V74L213 75V79H215V80L217 81V80H222L223 78H226V80H227V78H230V81H232V83H235L236 85H238V82H237V79H236V78L239 77V75L241 74V77H240V78L243 79V81L247 82V84H249V87H239V86H238V88H240V90H241L240 93H242V91H245L247 94H248V93H249V94H253V95H255L254 97H255L257 100L261 101V103H264V95H262V94L260 93V90H261L260 87L262 86V83H261V81L258 79L259 76H258V72H257L256 70H254L253 72H252V71H247V70H246V71L241 72V73L236 72V70H234V69H232V68H229V69H228V68H225ZM252 70H253V69H252ZM13 71H14V70H13ZM20 71H22V69H21ZM55 71H56V69H55ZM69 71H70V70H69ZM90 71H89V72H90ZM100 71L102 72V70H100ZM103 71H104V70H103ZM112 71H114V70H112ZM160 71H161V70H160ZM237 71H239V70H237ZM31 72H32V71H31ZM39 72H40V71H39ZM70 72H71V71H70ZM74 72H75V71H74ZM74 72H72V73H74ZM97 72H98V71H97ZM106 72H107V71H106ZM109 72H110V71H109ZM126 72H129V71H126ZM187 72H188V71H187ZM20 73H21V72H20ZM32 73H34V72H32ZM37 73H38V72H37ZM45 73H47V72H45ZM85 73H88V72L85 71ZM91 73H92V72H91ZM91 73H90V75H91ZM112 73H113V72H112ZM141 73H142V72H141ZM179 73H180V72H179ZM185 73H186V72H185ZM189 73H190V72H189ZM206 73H207V72H206ZM209 73H210V72H209ZM14 74H15V73H14ZM16 74H17V73H16ZM18 74H19V73H18ZM30 74H31V73H30ZM50 74H51V73H49V75H50ZM54 74H55V73H54ZM96 74H98V73H96ZM102 74H103V73H102ZM104 74H105V73H104ZM104 74H103V75H104ZM144 74H145V73H144ZM144 74H143V75H144ZM186 74H187V73H186ZM32 75H33V74H32ZM57 75H58V74H57ZM76 75H77V74H76ZM78 75H79V74H78ZM81 75L84 76V73L81 74ZM127 75H128V74H127ZM131 75L135 76L136 74H135V75H134V74H131ZM141 75H142V74H141ZM145 75H147V73H146ZM187 75H188V74H187ZM204 75H205V74H204ZM19 76H20V75H19ZM21 76H22V75H21ZM70 76H71V75H70ZM74 76H75V75H74ZM74 76H73V77H74ZM86 76H87V75H86ZM88 76H89V75H88ZM114 76H115V75H114ZM117 76H118V75H117ZM117 76H116V77H117ZM122 76H123V74H122ZM47 77H48V76H47ZM91 77H93V76L91 75ZM95 77H96V76H95ZM103 77H104V76H103ZM124 77H125V76H124ZM130 77H131V76H130ZM138 77H139V76H138ZM138 77H137V78H138ZM6 78H7V77H6ZM11 78H12V77H11ZM55 78H56V77H55ZM97 78H98V77H97ZM97 78H96V79H97ZM118 78H119V77H118ZM161 78H162V77H161ZM19 79H20V78H19ZM35 79H36V78H35ZM52 79H53V78H52ZM59 79H60V77H58V80H59ZM76 79H77V78H76ZM83 79H84V78H83ZM91 79H92V78H91ZM93 79H94V78H93ZM93 79H92V81H95V80H93ZM105 79H106V78H105ZM105 79H103V80H105ZM111 79H112V78H111ZM122 79H123V78H122ZM188 79H190V78H188ZM11 80H12V79H11ZM13 80H14V79H13ZM15 80H16V79H15ZM33 80H34V79H33ZM47 80H48V79H47ZM60 80H61V79H60ZM69 80H70V79H69ZM69 80H68V82H69ZM85 80H86V79H85ZM97 80H98V79H97ZM97 80H96V81H97ZM101 80H102V79H101ZM109 80H110V79H109ZM120 80H121V79H120ZM149 80H150V79H149ZM200 80H201V79H200ZM25 81H26V80H25ZM72 81H73V80H72ZM80 81H81V80H80ZM92 81H91V82H92ZM106 81H107V80H106ZM112 81H113V80H112ZM118 81H119V80H118ZM135 81H136V80H134V82H135ZM138 81H139V80H138ZM204 81H205V80H204ZM9 82H10V81H9ZM16 82H17V81H16ZM33 82H34V81H33ZM36 82H37V81H36ZM43 82H44V81H43ZM48 82H49V81H48ZM56 82H57V80H56ZM85 82H86V81H85ZM87 82H88V81H87ZM97 82H98V81H97ZM100 82H101V81H100ZM100 82H99V83H100ZM109 82H110V81H109ZM113 82H114V81H113ZM159 82H160V81H159ZM198 82H199V81H198ZM226 82H227V81H226ZM7 83H8V81H7ZM19 83H20V80H19ZM19 83H18V84H19ZM23 83H24V82H23ZM23 83H22V84H23ZM49 83H50V82H49ZM49 83H48V84H49ZM61 83H62V82H61ZM75 83H76V82H75ZM80 83H81V82H80ZM94 83H95V82H94ZM111 83H112V82H111ZM124 83H125V82H124ZM143 83H145V82H143ZM201 83H202V81H201ZM5 84H6V83H5ZM8 84H9V83H8ZM72 84H74V83H72ZM82 84H84V81H83ZM88 84H89V83H88ZM88 84H85V85H88ZM95 84H96V83H95ZM95 84H92V85H95ZM106 84H107V82H106ZM127 84H128V83H127ZM217 84H218V83H217ZM227 84H228V83H227ZM10 85H11V84H10ZM70 85H71V83H70ZM75 85H76V84H75ZM80 85H81V84H80ZM90 85H91V84H90ZM104 85H105V84H104ZM113 85H114V84H113ZM120 85H122V84H120ZM125 85H126V84H125ZM133 85H134V83H133ZM138 85H139V84H138ZM7 86H8V85H7ZM13 86H14V85H13ZM13 86H12V87H13ZM51 86H53V85H51ZM72 86H73V85H72ZM76 86H77V85H76ZM97 86H98V85H95L96 88H97ZM102 86H103V85H102ZM123 86H124V84H123ZM130 86H131V85H130ZM130 86L128 85V87H130ZM147 86H148V85H147ZM206 86H207V85H206ZM5 87H6V86H5ZM16 87H17V86H16ZM43 87H44V86H43ZM98 87H99V86H98ZM104 87H105V86H104ZM109 87H110V86H109ZM126 87H127V86H126ZM126 87H125V88H126ZM134 87H135V86H134ZM139 87H140V86H139ZM139 87H138V88H139ZM163 87H164V86H163ZM165 87H166V86H165ZM27 88H28V87H27ZM53 88H54V87H53ZM53 88H52V89H53ZM82 88H83V87H82ZM84 88H85V87H84ZM101 88H102V87H101ZM101 88H100V90H101ZM110 88H111V87H110ZM113 88H114V86H113ZM120 88H121V86H120ZM122 88H124V87H122ZM209 88H210V87H209ZM8 89H9V88H8ZM17 89H18V88H17ZM20 89H21V87H20ZM24 89H25V88H24ZM36 89H37V88H36ZM49 89H51V88H49ZM135 89H136V88H135ZM135 89H134V90H135ZM211 89H212V88H211ZM211 89H210V90H211ZM218 89H219V88H218ZM45 90H46V89H45ZM55 90H56V89H55ZM60 90H61V89H60ZM60 90H59V91H60ZM80 90H81V89H80ZM84 90H85V89H84ZM86 90H87V89H86ZM90 90H91V89H90ZM96 90H97V89H96ZM115 90H116V89H115ZM136 90H137V89H136ZM151 90H152V89H151ZM164 90H165V89H164ZM7 91H9V90H7ZM22 91H23V90H22ZM24 91H25V90H24ZM26 91H27V90H26ZM37 91L40 92L39 89H38ZM53 91H54V90H53ZM68 91H69V90H68ZM88 91H89V90H88ZM105 91H106V89H105ZM107 91H108V90H107ZM111 91H112V90H111ZM116 91H117V90H116ZM122 91H123V90H122ZM127 91H128V90H127ZM139 91H140V90H139ZM156 91H157V90H156ZM224 91H225V90H224ZM227 91H228V90H227ZM4 92H5V91H4ZM9 92H10V91H9ZM13 92H14V89H13ZM79 92H80V91H79ZM94 92H95V91H94ZM100 92H101V91H99V93H100ZM108 92H109V91H108ZM119 92H120V91H119ZM129 92H131V90H130ZM129 92H128V93H129ZM135 92H136V91H135ZM140 92H141V91H140ZM149 92H150V91H149ZM157 92H158V91H157ZM157 92H156V93H157ZM14 93H15V92H14ZM75 93H76V92H75ZM82 93H84V92H82ZM86 93H87V92H86ZM99 93H98V95L101 96V94H99ZM105 93H106V92H105ZM117 93H118V91H117ZM123 93H124V92H123ZM173 93H174V92H173ZM227 93H228V92H227ZM243 93H244V92H243ZM5 94H6V93H5ZM9 94H10V93H9ZM12 94H13V93H12ZM29 94H30V93H29ZM29 94H28V95H29ZM40 94H42V93H40ZM43 94H44V93H43ZM53 94H54V93H53ZM56 94H57V93H56ZM59 94H60V93H59ZM157 94H158V93H157ZM164 94H166V93H164ZM164 94H163V95H164ZM247 94H246V95H247ZM15 95H16V94H15ZM20 95H21V94H20ZM96 95H97V94H96ZM133 95H134V94H133ZM136 95H137V94H136ZM147 95H149V94H147ZM207 95H208V94H207ZM227 95L230 96V93H228ZM29 96H30V95H29ZM33 96H35V94H34ZM56 96H57V95H56ZM59 96H60V95H59ZM59 96H58V98H59ZM94 96H95V95H94ZM103 96H104V94H103ZM103 96H102V97H103ZM106 96H107V94H106ZM120 96H121V95H119V97H120ZM128 96H129V95H128ZM128 96H127V97H128ZM130 96H131V93H130ZM138 96H139V94H138ZM140 96H142V94H141ZM209 96H210V95H209ZM211 96H212V95H211ZM232 96H234V95H232ZM11 97H12V96H11ZM44 97H45V96H44ZM62 97H63V96H62ZM67 97H69V96H67ZM102 97H101V98H102ZM107 97H108V96H107ZM109 97H110V96H109ZM122 97H123V96H122ZM132 97H133V96H132ZM162 97H163V96H162ZM230 97H231V96H230ZM6 98H7V97H5V99H6ZM26 98H27V97H26ZM50 98H52V97H50ZM55 98H56V97H55ZM77 98H78V96H77ZM77 98H76V99H77ZM81 98H82V97H81ZM87 98H88V97H87ZM89 98L92 99L91 96H90ZM94 98L96 99V97H94ZM120 98H121V97H120ZM231 98H232V97H231ZM240 98H241V97H240ZM20 99H22V98H20ZM27 99H28V98H27ZM42 99H44V98H42ZM52 99H53V101H54V98H52ZM65 99L68 100V98H65ZM82 99H83V98H82ZM91 99H90V100H91ZM106 99H107V98H106ZM106 99H105V100H106ZM124 99H125V98H124ZM135 99H136V98H135ZM138 99H139V98H138ZM138 99H136V100H138ZM141 99H142V97H141ZM148 99H149V98H148ZM165 99H166V98H165ZM215 99H216V98H215ZM217 99H218V98H217ZM232 99H233V98H232ZM238 99H239V98H238ZM245 99H246V98H245ZM10 100H11V99H10ZM13 100H14V99H13ZM72 100H73V99H72ZM93 100H94V99H93ZM97 100H98V98H97ZM97 100H96V101H97ZM110 100H112V99H110ZM113 100H114V99H113ZM117 100H118V99H117ZM120 100H121V99H120ZM143 100H144V98H143ZM145 100H146V99H145ZM218 100H219V99H218ZM239 100H240V99H239ZM0 101H1V100H0ZM6 101H7V100H6ZM8 101H9V100H8ZM11 101H12V100H11ZM16 101H17V100H16ZM32 101H34V100H32ZM65 101H66V100H65ZM70 101H71V100H70ZM70 101H69V102H70ZM106 101H107V100H106ZM118 101H119V100H118ZM126 101H127V99H126ZM150 101H151V100H150ZM156 101H157V100H156ZM242 101H243V100H242ZM24 102H25V101H24ZM29 102H30V101H29ZM49 102H50V101H49ZM56 102H57V100H56ZM100 102L102 103V100H100ZM109 102H111V101H109ZM120 102H121V101H120ZM132 102L134 103L135 101H132ZM177 102H178V101H177ZM0 103H1V102H0ZM94 103H95V102H94ZM104 103H105V102H104ZM112 103H113V102H112ZM115 103H116V102H115ZM140 103H142V102H140ZM145 103H147V102H145ZM145 103H144V104H145ZM232 103H233V102H232ZM243 103H244V101H243ZM243 103H242V105H243ZM246 103H247V102H246ZM12 104H13V103H12ZM17 104H19V101L17 102ZM30 104H32V103H30ZM33 104H34V103H33ZM33 104H32V105H33ZM68 104H70V103H68ZM75 104H76V103H75ZM83 104H84V102H83ZM106 104H107V103H106ZM118 104H119V103H118ZM142 104H143V103H142ZM150 104H151V103H150ZM176 104H177V103H176ZM204 104H205V103H204ZM204 104H203V106H206V105H207V104H206V105H204ZM7 105H9L10 108H11V103H9V104L7 103ZM94 105H95V104H94ZM102 105H103V104H102ZM108 105H110V104L108 103ZM119 105H120V104H119ZM134 105H135V104H134ZM136 105H138V104H136ZM145 105H146V104H145ZM201 105H202V104H201ZM219 105H220V104H219ZM235 105H236V104H235ZM13 106H14V105H13ZM16 106H17V105H16ZM18 106H19V105H18ZM60 106H61V105H60ZM87 106H88V105H87ZM96 106H97V105H96ZM120 106H121V105H120ZM148 106H149V105H148ZM154 106H155V105H154ZM158 106H159V105H158ZM173 106H174V105H173ZM175 106H176V105H175ZM179 106H180V105H179ZM258 106H259V105H258ZM6 107H7V106H6ZM14 107H15V106H14ZM27 107H28V106H27ZM40 107H41V106H40ZM48 107H49V106H48ZM57 107H58V106H57ZM99 107H100V106H99ZM102 107H103V106H102ZM102 107H101V109L99 108L100 111H101V110L103 111ZM113 107H114V106H113V104H112V109H113ZM122 107H123V106H122ZM127 107H128V106H127ZM127 107H126V108H127ZM137 107H138V106H137ZM185 107H186V106H185ZM192 107H193V106H192ZM198 107H199V106H198ZM51 108H52V107H51ZM69 108H70V106H69ZM87 108H88V107H87ZM103 108H104V107H103ZM110 108H111V107H110ZM115 108H116V105H115ZM115 108H114V109H115ZM118 108H119V107H118ZM153 108H156V107H153ZM160 108H161V107H160ZM14 109H15V108H14ZM20 109H21V107H20ZM28 109H29V108H28ZM30 109H31V107H30ZM71 109H72V107H71ZM91 109H92V108H91ZM106 109H107V108H106ZM122 109H123V108H122ZM129 109H130V108H129ZM144 109H145V108H144ZM162 109H164V108L162 107ZM174 109H175V107H174ZM209 109H210V108H209ZM228 109H229V108H228ZM249 109H250V108H249ZM18 110H19V109H18ZM18 110H17V111H18ZM51 110H52V109H51ZM53 110H54V109H53ZM73 110H74V109H73ZM75 110H76V109H75ZM108 110H109V109H108ZM116 110H117L116 112L121 113V115L123 116V114H122L123 112H119L121 109L118 110V109L116 108ZM135 110H136V109H135ZM141 110H142V109H141ZM145 110H147V109H145ZM148 110H149V109H148ZM157 110H158V109H157ZM182 110H183V108H182ZM203 110H204V109H203ZM211 110H212V109H211ZM260 110H262V109H260ZM129 111H130V110H129ZM133 111H134V110H133ZM208 111H210V110H208ZM254 111H255V110H254ZM4 112H5V111H4ZM11 112H12V111H11ZM32 112H33V111H32ZM35 112H36V111H35ZM53 112H54V111H53ZM56 112H57V109H56ZM74 112H75V111H74ZM85 112H86V110H85ZM114 112H115V111H114ZM116 112H115V113H116ZM126 112H128V111H126ZM126 112H124V113H126ZM136 112H137V111H136ZM138 112H139V111H138ZM143 112H144V111H143ZM143 112H141L142 115H144ZM197 112H198V111H197ZM205 112H206V111H205ZM223 112L225 113V111H223ZM46 113H47V112H46ZM58 113H60V110H59ZM68 113H69V112H68ZM70 113H72V112H70ZM70 113H69V114H70ZM90 113H91V112H90ZM118 113H116V115H118ZM129 113H130V112H129ZM151 113H152V112H151ZM163 113H164V112H162V114H163ZM165 113H166V112H165ZM209 113H210V112H209ZM230 113H231V112H230ZM12 114H13V113H12ZM34 114H35V113H34ZM34 114H33V115H34ZM111 114H112V113H111ZM126 114H127V113H126ZM137 114L139 115V113H136L135 116H137ZM147 114H148V113H147ZM154 114H155V113H154ZM14 115H15V114H14ZM43 115H44V114H43ZM73 115H74V114H73ZM89 115H90V114H89ZM92 115H94V114H92ZM109 115H110V114H109ZM113 115H114V114H113ZM124 115H125V114H124ZM128 115H130V114H128ZM205 115H206V114H205ZM214 115H215V114H214ZM54 116H55V115H54ZM58 116H59V115H58ZM58 116H57V117H58ZM71 116H72V114H71ZM74 116H75V115H74ZM76 116H77V115H76ZM125 116H126V115H125ZM135 116H133V117H135ZM145 116H146V115H145ZM153 116H154V115H153ZM193 116H195V115L193 114ZM215 116H216V115H215ZM215 116H214V118H215ZM245 116H246V114H245ZM17 117H18V116H17ZM55 117H56V116H55ZM57 117H56V118H57ZM68 117H69V115H68ZM87 117H88V115H87ZM87 117H86V118H87ZM108 117H109V116H108ZM111 117H112V116H111ZM113 117H114V116H113ZM123 117H124V116H123ZM137 117H139V116H137ZM142 117H143V116H142ZM151 117H152V116H151ZM155 117H156V116H155ZM157 117H159V116H157ZM218 117H220V116H218ZM229 117H230V116H229ZM31 118H32V117H31ZM50 118H51V116H50ZM71 118H72V117H71ZM75 118H76V117H75ZM75 118H74V119H75ZM93 118H94V117H93ZM109 118H110V117H109ZM116 118L118 119L119 116L116 117ZM129 118H130V117H129ZM148 118H150V116H149ZM152 118H154V117H152ZM152 118H150V119H152ZM164 118H165V117H164ZM190 118H191V117H190ZM194 118H195V117H194ZM230 118H231V117H230ZM245 118H246V117H245ZM15 119H16V118H15ZM61 119H62V118H61ZM97 119H98V118H97ZM113 119H114V118H113ZM122 119H123V118H122ZM125 119H126V118H125ZM136 119H138V118H136ZM136 119H135L134 121H136ZM159 119H160V118H159ZM199 119H200V118H199ZM199 119H198V120H199ZM248 119H249V118H248ZM257 119H258L259 121H261V122H264V116H258ZM54 120H55V119H54ZM57 120H58V119H57ZM99 120L102 121L100 118H99ZM103 120H104V119H103ZM132 120H133V119H132ZM142 120H143V119H142ZM154 120H155V119H154ZM172 120H173V119H172ZM192 120H193V119H192ZM195 120H196V118H195ZM198 120H197V121H198ZM228 120H229V119H228ZM230 120H231V119H230ZM235 120H236V119H235ZM250 120H251V119H250ZM254 120H255V119H254ZM46 121H48V120H46ZM66 121H67V119H66ZM77 121H78V119H77ZM80 121H81V120H80ZM89 121H90V120H89ZM104 121H105V120H104ZM114 121H115V119H114ZM118 121L120 122V119H119ZM118 121H117V122H118ZM122 121H123V120H122ZM126 121H127V120H126ZM126 121L124 120L123 122H126ZM140 121H141V120H140ZM147 121H149V120L147 119ZM162 121H163V120H162ZM197 121H196V122H197ZM208 121H209V120H208ZM237 121H238V120H237ZM248 121H249V120H248ZM32 122H33V121H32ZM55 122H56V121H55ZM69 122H70V121H69ZM137 122H138V120H137ZM150 122H151V121H150ZM167 122H168V121H167ZM182 122H183V121H182ZM182 122H181V123H182ZM192 122H193V121H192ZM192 122H191V123H192ZM200 122H201V121H200ZM239 122H240V121H239ZM249 122H250V121H249ZM59 123H60V121H59ZM77 123H78V122H77ZM98 123H99V122H98ZM106 123H107V122H106ZM120 123H121V122H120ZM131 123H132V122H131ZM141 123H143V122H141ZM144 123H145V122H144ZM148 123H149V122H148ZM152 123H154V122H152ZM203 123H204V122H203ZM212 123H213V122H212ZM253 123L255 124V122H253ZM256 123H257V122H256ZM50 124L53 125L54 122H53V124H52V123H50ZM84 124H85V123H84ZM84 124H83V125H84ZM88 124H89V123H88ZM92 124H93V122H92ZM100 124H101V123H100ZM121 124H122V123H121ZM125 124L127 125V123H125ZM135 124H136V122H135ZM155 124H157V123H155ZM160 124H161V123H160ZM234 124H235V122H234ZM241 124H242V123H241ZM245 124H246V123H245ZM13 125H14V124H13ZM29 125H30V124H29ZM39 125H40V124H39ZM78 125H79V124H78ZM81 125H82V124H81ZM108 125H109V124H108ZM113 125H114V124H113ZM123 125H124V124H122V126H123ZM167 125H169V124H167ZM170 125H171V124H170ZM170 125H169V126H170ZM181 125H182V124H181ZM19 126H20V125H19ZM44 126H45V125H44ZM55 126H56V125H55ZM73 126H75V124H74ZM127 126H128V129H130L129 127H131V124H130V126H129V125H127ZM133 126H134V125H133ZM133 126H132V127H133ZM152 126H153V125H152ZM221 126H222V123H221ZM257 126H258V125H257ZM2 127H3V125H2ZM11 127H12V126H11ZM13 127H14V126H13ZM28 127H29V126H28ZM39 127H40V126H39ZM45 127H46V126H45ZM52 127H53V126H52ZM56 127H57V126H56ZM89 127H90V126H89ZM89 127H88V128H89ZM112 127H113V126H112ZM118 127H119V126H118ZM120 127H121V126H120ZM137 127H139V126H137ZM141 127H142V126H141ZM191 127H193V125H191ZM200 127H201V126H200ZM202 127H203V126H202ZM247 127H248V126H247ZM40 128H41V127H40ZM49 128H50V127H49ZM72 128H73V127H72ZM81 128H82V127H81ZM94 128H95V127H94ZM94 128H93V129H94ZM105 128H106V126H105ZM121 128H122V127H121ZM146 128H147V127H146ZM154 128H155V127H154ZM167 128H169V127H167ZM221 128H222V127H221ZM20 129H21V128H20ZM45 129H46V128H45ZM50 129H51V128H50ZM77 129H78V128H77ZM93 129L91 128V130H93ZM115 129H117V128L115 127ZM125 129H126V127H125ZM128 129H126V130H128ZM132 129H133V128H132ZM132 129H131V130H132ZM147 129H148V128H147ZM155 129H157V128H155ZM227 129H228V128H227ZM12 130H13V129H12ZM27 130H28V129H27ZM37 130H39V128H38ZM40 130H41V129H40ZM54 130H55V129H54ZM56 130H57V129H56ZM71 130H72V129H71ZM82 130H84V129H82ZM87 130H88V129H87ZM105 130H106V129H105ZM131 130H130V131H131ZM134 130H135V128H134ZM169 130H170V129H169ZM179 130H180V129H179ZM181 130H182V129H181ZM193 130H194V129H193ZM203 130H204V129H203ZM206 130H207V128H206ZM45 131H46V130H45ZM75 131H76V129H75ZM80 131H81V130H80ZM113 131H114V130H113ZM117 131H118V130H117ZM117 131H116V132H117ZM147 131H148V130H147ZM147 131H146V132H147ZM201 131H202V129H201ZM25 132H26V131H25ZM40 132H41V131H40ZM48 132H49V131H48ZM73 132H74V131H73ZM81 132H82V131H81ZM97 132H98V131H97ZM114 132H115V131H114ZM116 132H115V133H116ZM121 132H122V131H121ZM156 132H157V131H156ZM193 132H194V131H193ZM204 132H205V131H204ZM222 132H223V130H222ZM222 132H221L220 134H222ZM240 132H241V131H240ZM245 132H246V131H245ZM12 133H13V132H12ZM43 133H44V132H43ZM53 133H54V132H53ZM92 133H93V132H92ZM109 133H111V132H109ZM119 133H120V132H119ZM123 133H124V132H123ZM131 133H133V131H132ZM151 133H152V132H151ZM177 133H178V132H177ZM177 133H176V134H177ZM180 133L182 134V132H180ZM206 133H207V131H206ZM224 133H225V132H224ZM243 133H244V132H243ZM8 134H9V133H8ZM44 134H45V133H44ZM68 134H69V133H68ZM86 134H87V133H86ZM97 134H98V133H97ZM124 134H125V133H124ZM133 134H134V133H133ZM135 134H136V133H135ZM135 134H134V137L136 136ZM148 134H149V133H148ZM154 134H155V133H154ZM156 134H157V133H156ZM204 134H205V133H204ZM210 134H213V133L210 132ZM29 135H30V134H29ZM55 135H56V134H55ZM71 135H72V134H71ZM77 135H78V134H77ZM94 135H95V133H94ZM99 135H100V134H99ZM120 135H121V134H120ZM126 135H128V134H126ZM158 135H159V134H158ZM160 135H161V134H160ZM170 135H172V134H170ZM206 135H207V134H206ZM244 135H245V134H244ZM17 136H18V135H17ZM49 136H50V135H49ZM56 136H57V135H56ZM68 136H69V135H68ZM87 136H88V135H87ZM132 136H133V135H132ZM178 136H179V134H178ZM183 136H184V135H183ZM207 136H208V135H207ZM45 137H46V135H45ZM45 137L43 136V139H44ZM51 137H52V136H51ZM99 137H100V136H99ZM120 137H121V136H120ZM134 137H133V138H134ZM160 137H161V136H160ZM222 137H223V136H222ZM239 137H240V133H239V134H235V135H233V141H232V142L235 144V143L238 142V140L240 141ZM241 137H242V136H241ZM243 137H244V136H243ZM5 138H6V137H5ZM25 138H26V137H25ZM53 138H54V137H53ZM74 138H75V137H74ZM87 138H88V137H87ZM110 138H111V137H110ZM114 138H115V137H114ZM123 138H124V136H123ZM126 138H127V137H126ZM131 138H132V137H131ZM136 138H137V136H136ZM143 138H144V137H143ZM181 138H182V136H181ZM206 138H207V137H206ZM244 138H245V137H244ZM8 139H9V138H8ZM46 139H47V138H46ZM75 139H76V138H75ZM88 139H89V138H88ZM94 139H96V138H94ZM116 139H117V138H116ZM129 139H130V138H129ZM137 139H138V138H137ZM145 139H146V138H145ZM154 139H155V138H154ZM157 139H158V138H157ZM16 140H17V139H16ZM50 140H51V138H50ZM76 140H77V139H76ZM76 140H75V141H76ZM85 140H86V139H85ZM97 140H98V139H97ZM109 140H110V139H109ZM113 140H115V139H113ZM113 140H112V141H113ZM118 140H119V139H118ZM120 140H121V139H120ZM140 140H142V138H140ZM164 140H165V139H164ZM209 140H210V139H209ZM241 140H242V139H241ZM52 141H53V140H52ZM92 141H93V140H92ZM125 141H126V140H125ZM128 141H129V140H127L126 142H128ZM147 141H149V140H147ZM165 141H166V140H165ZM205 141H206V140H205ZM242 141H243V140H242ZM17 142H18V141H17ZM42 142H44V141H42ZM77 142H78V141H77ZM120 142H121V141H120ZM132 142H133V141H132ZM143 142H144V141H143ZM174 142H175V141H174ZM3 143H4V142H3ZM11 143H12V142H11ZM46 143H47V142H46ZM52 143H53V142H52ZM52 143H51V144H52ZM78 143H79V142H78ZM86 143H88V142H86ZM145 143H146V140H145ZM148 143H149V142H148ZM150 143H151V142H150ZM214 143H215V142H214ZM216 143H217V142H216ZM222 143H223V142H222ZM238 143H239V142H238ZM4 144H6V143H4ZM49 144H50V143H49ZM122 144H123V143H122ZM128 144H129V143H128ZM132 144H133V143H132ZM138 144H139V143H138ZM163 144H164V143H163ZM168 144H170V143H168ZM177 144H178V143H177ZM181 144H182V143H181ZM209 144H210V143H209ZM228 144H229V143H228ZM243 144H244V143H243ZM9 145H10V144H9ZM53 145H54V144H53ZM80 145H81V144L79 143V146H80ZM97 145H99V143H98ZM103 145H104V144H103ZM113 145H114V144H113ZM139 145H140V144H139ZM223 145H224V144H223ZM245 145H246V144H245ZM7 146H8V145H7ZM41 146H42V145H41ZM44 146H45V145H44ZM50 146H51V145H50ZM117 146H118V145H117ZM136 146H137V144H136ZM140 146H141V145H140ZM142 146H143V145H142ZM142 146H141V147H142ZM150 146H151V145H150ZM0 147H1V146H0ZM51 147H52V146H51ZM100 147H101V146H100ZM126 147H127V145H126ZM132 147H133V146H132ZM176 147H177V145H176ZM225 147H226V146H225ZM98 148H99V147H98ZM101 148H102V147H101ZM112 148H114V147H112ZM115 148H116V147H115ZM120 148H121V147H120ZM124 148H125V147H124ZM145 148H146V147H145ZM172 148H173V146H172ZM7 149H8V148H7ZM45 149H46V148H45ZM96 149H97V148H96ZM117 149H118V148H117ZM135 149H136V148H135ZM226 149H227V148H226ZM247 149H248V148H247ZM261 149H262V148H261ZM16 150H17V149H16ZM18 150H19V149H18ZM18 150H17V152L19 153ZM50 150H51V149H50ZM53 150H54V149H53ZM80 150H81V149H80ZM106 150H107V149H106ZM137 150H138V149H137ZM139 150H141V149H139ZM147 150H149V149H147ZM154 150H155V149H154ZM166 150H167V149H165V151H166ZM171 150H172V149H171ZM177 150H178V149H177ZM182 150H183V147H182ZM212 150H213V149H212ZM214 150H215V149H214ZM259 150H260V149H259ZM54 151H55V150H54ZM123 151H124V150H122V152H123ZM152 151H153V150H152ZM215 151H216V150H215ZM250 151H251V149H250ZM250 151H249V152H250ZM263 151H264V150H263ZM46 152H48V151H46ZM50 152H51V151H50ZM50 152H48V154H50ZM72 152H73V151H72ZM82 152H83V150H82ZM82 152H81V153H82ZM103 152H104V151H103ZM126 152H127V151H126ZM137 152H138V151H137ZM146 152H147V151H146ZM150 152H151V151H150ZM153 152H154V151H153ZM168 152H169V150H168ZM175 152H176V151H175ZM21 153H22V151H21ZM56 153H57V152H56ZM104 153H105V152H104ZM112 153H113V151H112ZM112 153H111V154H112ZM209 153H210V152H209ZM215 153H216V152H215ZM235 153H236V152H235ZM250 153H251V152H250ZM31 154H33V151H32ZM75 154H76V152H75ZM128 154H129V152H128ZM130 154H131V153H130ZM138 154H139V153H138ZM140 154H141V153H140ZM148 154H149V153H148ZM151 154H152V153H151ZM161 154H162V153H161ZM170 154H171V153H169V155H170ZM186 154H187V153H186ZM191 154H192V153H191ZM251 154H252V153H251ZM260 154H261V153H260ZM8 155H9V154H8ZM22 155L24 156V154H22ZM22 155H21V156H22ZM46 155H47V154H46ZM55 155H56V154H55ZM82 155H83V154H82ZM84 155H85V154H84ZM121 155H122V154H121ZM135 155H136V154H135ZM149 155H150V154H149ZM179 155H180V154H179ZM181 155H183V154H181ZM181 155H180V156H181ZM209 155H210V154H209ZM209 155H208V156H209ZM1 156H2V155H1ZM36 156H37V155H36ZM39 156H40V154H39ZM107 156H108V155H107ZM111 156H112V155H111ZM125 156H127V155H125ZM152 156H154V155L152 154ZM176 156H178V155H176ZM228 156H229V155H228ZM252 156H253V155H252ZM252 156H251V157H252ZM6 157H7V156H6ZM46 157H47V156H46ZM88 157H89V156H88ZM116 157H118V155H117ZM156 157H157V156H156ZM172 157H173V156H172ZM248 157H250V156H248ZM81 158H82V157H81ZM118 158H119V157H118ZM121 158H122V157H121ZM125 158H126V157H125ZM128 158L131 159V156L128 157ZM143 158H144V157H143ZM147 158H148V157H147ZM150 158H153V157H150ZM164 158H165V157H164ZM182 158H183V157H182ZM189 158H190V157H189ZM206 158H207V157H206ZM209 158H210V157H209ZM252 158H253V157H252ZM24 159H25V156H24ZM28 159H29V158H28ZM39 159H40V158H39ZM72 159H74V158H72ZM82 159H83V158H82ZM107 159H108V158H107ZM130 159H129V160H130ZM155 159H156V158H155ZM157 159H158V158H157ZM169 159H170V158H169ZM210 159H211V158H210ZM210 159H209V161H210ZM216 159H217V158H216ZM8 160H9V159H8ZM41 160H42V159H41ZM52 160H53V158H52ZM70 160H71V159H70ZM70 160H69V161H70ZM104 160H105V159H104ZM151 160H152V159H151ZM159 160H160V159H159ZM166 160H167V159H166ZM174 160H175V159H174ZM247 160H248V159H247ZM251 160H252V159H251ZM0 161H1V160H0ZM43 161H44V160H43ZM53 161H54V160H53ZM74 161H75V160H74ZM86 161H87V160H86ZM108 161H109V159H108ZM111 161H112V160H111ZM113 161H115V160H113ZM184 161H185V160H184ZM186 161H187V160H186ZM248 161H249V160H248ZM8 162H9V161H8ZM10 162H11V161H10ZM75 162H76V161H75ZM83 162H84V161H83ZM123 162H124V161H123ZM130 162H131V160H130ZM153 162H154V161H153ZM155 162H156V161H155ZM165 162H166V161H165ZM175 162H176V161H175ZM232 162H233V160H232ZM253 162H254V161H253ZM2 163H3V162H2ZM25 163H26V161H25ZM88 163H89V162H88ZM102 163H103V162H102ZM104 163H105V162H104ZM108 163H109V162H108ZM116 163H117V161H116ZM148 163H149V162H148ZM158 163H159V161H158ZM182 163H183V162H182ZM235 163H236V162H235ZM250 163H251V162H250ZM12 164H13V162H12ZM12 164H11V166H13ZM16 164H17V163H16ZM28 164H29V163H28ZM36 164H39V163H37V161H36ZM36 164H35V165H36ZM75 164H76V163H75ZM105 164H106V163H105ZM117 164H118V163H117ZM155 164H156V163H155ZM33 165H34V164H33ZM48 165H49V164H48ZM50 165H51V164H50ZM54 165H55V163H54ZM56 165H57V164H56ZM82 165H83V164H82ZM85 165H86V164H85ZM87 165H88V164H87ZM98 165H99V164H97V166H98ZM103 165H104V164H103ZM112 165H113V163H112ZM134 165H135V164H134ZM160 165H161V164H160ZM172 165H173V164H172ZM172 165H171V166H172ZM192 165H193V164H192ZM195 165H196V164H195ZM199 165H200V164H199ZM214 165H215V164H214ZM249 165H250V164H249ZM27 166H29V165H27ZM42 166H45V165H42ZM65 166H66V165H65ZM122 166H123V165H122ZM135 166H136V165H135ZM138 166H139V165H138ZM161 166H164V165H161ZM168 166H170V165H168ZM171 166H170V168H171ZM188 166H189V165H188ZM200 166H201V165H200ZM252 166H253V165H252ZM262 166H263V165H262ZM37 167H38V166H37ZM45 167H46V166H45ZM57 167H58V166H56V168H57ZM61 167H62V166H61ZM61 167H60V168H61ZM66 167H67V166H66ZM155 167H156V165H155ZM182 167H183V166H182ZM232 167H233V166H232ZM248 167H249V166H248ZM263 167H264V166H263ZM25 168H26V167H25ZM31 168H33V167H31ZM39 168H40V167H39ZM49 168H51V167H49ZM52 168H54V167H52ZM52 168H51V170H53V172H54V169H55V168H54V169H52ZM60 168H59V169H60ZM70 168H71V167H70ZM75 168H76V167H75ZM85 168H86V167H85ZM87 168H88V167H87ZM97 168H98V167H97ZM97 168H96V170H98ZM111 168H112V167H111ZM123 168H124V167H123ZM141 168H142V167H141ZM160 168H162V167H160ZM167 168H168V167H167ZM167 168H166V169H167ZM62 169H63V168H62ZM94 169H95V168H94ZM155 169H156V168H155ZM163 169H164V168H163ZM5 170H6V168H5ZM25 170H26V169H25ZM41 170H42V169H41ZM49 170H50V169H49ZM55 170H57V169H55ZM60 170H61V169H60ZM82 170H83V169H82ZM100 170H101V169H100ZM102 170H103V169H102ZM104 170H105V169H104ZM109 170H110V169H109ZM171 170H172V169H171ZM248 170H249V169H248ZM251 170H252V169H251ZM92 171H93V170H92ZM117 171H118V170H117ZM121 171H122V170H121ZM169 171H170V170H168V172H169ZM207 171H208V170H206V172H207ZM220 171H221V170H220ZM220 171H219V172H220ZM252 171H253V170H252ZM106 172H107V171H106ZM130 172H131V171H130ZM132 172H133V171H132ZM171 172H173V171H171ZM190 172H191V171H190ZM261 172H262V171H261ZM39 173H40V171H39ZM51 173H52V172H51ZM51 173H50V174H51ZM54 173H55V172H54ZM56 173H57V171H56ZM56 173H55V174H56ZM84 173H85V172H84ZM107 173H108V172H107ZM166 173H167V172H166ZM216 173H217V171H216ZM216 173H215V174H216ZM18 174H19V173H18ZM64 174H65V173H64ZM91 174H92V173H91ZM140 174H141V173H140ZM182 174H183V173H182ZM185 174H186V173H185ZM185 174H184V175H185ZM218 174H221V173H218ZM232 174H233V173H232ZM255 174H256V173H255ZM41 175H42V174H41ZM87 175H88V174H87ZM125 175H126V174H125ZM131 175H132V174H131ZM159 175H161V174H159ZM167 175H169V174H167ZM170 175H171V174H170ZM172 175H173V173H172ZM186 175H187V174H186ZM249 175H250V173H249ZM50 176H52V175H50ZM53 176H54V174H53ZM59 176H60V175H59ZM95 176H96V175H95ZM97 176H99V175H97ZM126 176H127V175H126ZM141 176H142V175H141ZM141 176H140V177H141ZM154 176H155V175H154ZM175 176H176V175H175ZM229 176H230V175H229V173H228V177H229ZM262 176H263V175H262ZM48 177H49V176H48ZM54 177H56V176H54ZM89 177H90V176H89ZM89 177H88V178H89ZM120 177H121V176H120ZM128 177H129V176H128ZM144 177H145V176H144ZM144 177H143V178H144ZM162 177H163V176H162ZM189 177H190V176H189ZM191 177H192V176H191ZM2 178H3V177H2ZM64 178H65V177H64ZM88 178H87V179H88ZM97 178H98V177H97ZM100 178H101V177H100ZM132 178H134V177H132ZM163 178H164V177H163ZM176 178H178V177H176ZM205 178H206V177H205ZM207 178H209V177L207 176ZM212 178H213V177H212ZM251 178H252V176H251ZM40 179H41V177H40ZM45 179H46V178H45ZM47 179H48V178H47ZM90 179H91V178H90ZM119 179H120V178H119ZM119 179H118V180H119ZM126 179H128V178H126ZM161 179H162V178H161ZM167 179L169 180L170 178L167 177ZM172 179H173V178H172ZM218 179H219V178H218ZM223 179H224V178H223ZM52 180H53V178H52ZM52 180H48V181H52ZM84 180H86V179H84ZM91 180H92V179H91ZM98 180H99V179H98ZM129 180H130V179H129ZM133 180H134V179H133ZM137 180H138V178H137ZM248 180H249V179H248ZM150 181H152V180H150ZM153 181H154V180H153ZM60 182H61V181H60ZM76 182H77V184L79 183L78 181H76ZM83 182H85V181H83ZM91 182H92V181H91ZM112 182H113V181H112ZM112 182H111V183H112ZM117 182H118V181H117ZM129 182H130V181H129ZM129 182H128V183H129ZM165 182H166V181H165ZM187 182H188V181H187ZM221 182H222V181H221ZM253 182H255V181H253ZM253 182H252V183H253ZM7 183H8V182H7ZM53 183H54V182H53ZM100 183H101V182H100ZM105 183H106V182H105ZM126 183H127V181H126ZM128 183H127V184H128ZM162 183H163V182H162ZM210 183H211V182H210ZM5 184H6V183H5ZM56 184H57V183H56ZM59 184H60V183H59ZM85 184L88 185L87 183H85ZM90 184H91V183H90ZM93 184H95V183H92V185H93ZM112 184H113V183H112ZM116 184H117V183H116ZM121 184H122V183H121ZM149 184H150V183H149ZM149 184H148V186H150ZM192 184H193V183H192ZM229 184L231 185V188H233L234 183L229 182ZM248 184H249V183H248ZM255 184H256V183H255ZM53 185H54V184H53ZM60 185H61V184H60ZM67 185H69V184H67ZM70 185L72 186V184H70ZM113 185H114V184H113ZM137 185H138V184H137ZM137 185H136V186H137ZM155 185H156V183H155ZM173 185H174V184H173ZM183 185H184V184H183ZM215 185H216V184H215ZM215 185H214V186H215ZM16 186H17V185H16ZM58 186H59V185H58ZM81 186H82V185H81ZM97 186H98V185H97ZM102 186H103V185H102ZM117 186H118V185H117ZM151 186H152V185H151ZM151 186H150V187H151ZM210 186H211V185H210ZM254 186H255V185H254ZM17 187H18V186H17ZM21 187H22V186H21ZM53 187H54V186H53ZM93 187H94V186H93ZM113 187H114V186H113ZM119 187H120V184H119ZM124 187H125V186H124ZM155 187H156V186H155ZM165 187H166V186H165ZM243 187H244V186H243ZM251 187H252V185H251ZM10 188H11V187H10ZM19 188H20V187H19ZM73 188H74V187H73ZM73 188H72V189H73ZM89 188H90V187H89ZM105 188H106V187H105ZM120 188L122 189V187H120ZM140 188H141V187H140ZM182 188H183V187H182ZM185 188H186V187H185ZM213 188H214V187H213ZM44 189H45V188H44ZM61 189H62V188H61ZM78 189H79V188H78ZM91 189H92V188H91ZM93 189H95V188H93ZM97 189H98V188H97ZM130 189H131V188H130ZM138 189H139V188H138ZM20 190H21V189H20ZM74 190H75V188H74ZM99 190H100V188H99ZM115 190H116V189H115ZM140 190H141V189H139V191H140ZM149 190H150V189H149ZM155 190H156V189H155ZM184 190H186V189H184ZM232 190H233V189H232ZM248 190H249V189H248ZM7 191H8V190H7ZM58 191H59V190H58ZM60 191H61V190H60ZM86 191H88V190L86 189ZM90 191H91V190H90ZM112 191H113V190H112ZM112 191H111V192H112ZM141 191H142V190H141ZM162 191H164V190H162ZM222 191H223V190H222ZM261 191H263V190H261ZM27 192H28V191H27ZM61 192H62V191H61ZM74 192H75V191H74ZM74 192H73V193H74ZM76 192H77V191H76ZM151 192H152V191H151ZM153 192H154V191H153ZM156 192H157V191H156ZM223 192H224V191H223ZM234 192H235V191H234ZM247 192H248V191H247ZM249 192H250V191H249ZM251 192H252V191H251ZM17 193H19V191H18ZM87 193H88V192H87ZM101 193H102V192H101ZM120 193H121V192H120ZM122 193H123V192H122ZM175 193H176V192H175ZM210 193H211V192H210ZM210 193H209V194H210ZM2 194L4 195V193H2ZM8 194H9V193H8ZM83 194H84V192L82 193V195H83ZM90 194H91V193H90ZM129 194H130V193H129ZM141 194H142V193H141ZM155 194H156V193H155ZM214 194H215V193H214ZM14 195H15V194H14ZM19 195H20V194H19ZM98 195H99V194H98ZM113 195H114V194H113ZM132 195H133V194H132ZM152 195H153V194H152ZM156 195H157V194H156ZM160 195H161V194H160ZM173 195H174V194H173ZM177 195H178V194H177ZM216 195H217V194H216ZM249 195H250V194H249ZM253 195H254V194H253ZM0 196H1V195H0ZM7 196H8V195H7ZM7 196H6V197H7ZM15 196H16V195H15ZM37 196H38V195H37ZM91 196H92V195H91ZM91 196H90V197H91ZM102 196H103V195H102ZM114 196H115V195H114ZM114 196H113V197H114ZM126 196H127V195H126ZM175 196H176V195H175ZM194 196H195V195H194ZM227 196H228V195H227ZM245 196H246V195H245ZM85 197H86V195H85ZM87 197H88V196H87ZM93 197H95V196H93ZM96 197H97V196H96ZM153 197H154V195H153ZM170 197H171V196H170ZM172 197H174V196H172ZM257 197H258V196H257ZM3 198H4V197H3ZM14 198H15V197H14ZM29 198H30V197H29ZM160 198H161V197H160ZM190 198H191V197H190ZM227 198H228V197H227ZM239 198H240V197H239ZM248 198H249V197H248ZM11 199H12V198H11ZM32 199H33V198H32ZM78 199H79V198H78ZM107 199H108V198H107ZM143 199H144V198H143ZM145 199H146V198H145ZM147 199H148V198H147ZM200 199H201V198H200ZM235 199H236V198H235ZM250 199H251V198H250ZM250 199H249V200H250ZM254 199H256V198H254ZM1 200H2V198H1ZM20 200H21V199H20ZM27 200H28V199H27ZM123 200H124V199H123ZM174 200H175V198H174ZM176 200H177V199H176ZM187 200H188V199H187ZM190 200H191V199H190ZM76 201H78V200H76ZM105 201H106V200H105ZM202 201H203V200H202ZM2 202H3V201H2ZM18 202H19V201H18ZM119 202H120V201H119ZM130 202H131V201H130ZM163 202H164V201H163ZM203 202H204V201H203ZM247 202H248V201H247ZM253 202H254V201H253ZM255 202H256V201H255ZM257 202H258V201H257ZM29 203H30V202H29ZM31 203H32V202H31ZM238 203H239V202H238ZM263 203H264V202H263ZM22 204H23V203H22ZM119 204H120V203H119ZM125 204H126V203H125ZM130 204H131V203H130ZM169 204H170V203H169ZM182 204H183V203H182ZM261 204H262V203H261ZM26 205H27V204H26ZM30 205H31V204H30ZM99 205H100V204H99ZM117 205H118V204H117ZM135 205H136V204H135ZM151 205H152V204H151ZM166 205H167V204H166ZM127 206H129V205H127ZM149 206H150V205H149ZM167 206H168V205H167ZM210 206H211V205H210ZM249 206H250V205H249ZM14 207H15V206H14ZM145 207H146V206H145ZM159 207H160V206H159ZM164 207H166V206L164 205ZM194 207H195V206H194ZM50 208H51V207H50ZM102 208H103V207H102ZM128 208H129V207H128ZM130 208H131V206H130ZM148 208H149V207H148ZM161 208H163V207H161ZM180 208H181V207H180ZM180 208H179V209H180ZM224 208H225V207H224ZM235 208H236V207H235ZM253 208H254V207H253ZM257 208H258V207H256V209H257ZM4 209H5V208H4ZM146 209H147V208H146ZM163 209H164V208H163ZM168 209H169V208H168ZM249 209H250V208H249ZM147 210H148V209H147ZM177 210H178V209H177ZM212 210H213V208H212ZM212 210H211V211H212ZM262 210H263V209H262ZM5 211H6V210H5ZM120 211H121V210H120ZM129 211H130V210H129ZM164 212H165V211H164ZM228 212H229V211H228ZM18 213H19V212H18ZM20 213H21V212H20ZM149 213H150V212H149ZM154 213H155V212H154ZM13 214H14V213H13ZM15 214H16V211H15ZM175 214H176V213H175ZM217 214H218V213H217ZM240 214H241V213H240ZM116 215H117V214H116ZM120 215H121V214H120ZM142 215H143V214H142ZM146 215H147V214H146ZM202 215H203V214H202ZM228 215H229V214H228ZM233 215H234V214H233ZM250 215H251V214H250ZM20 216H21V215H20ZM124 216H126V215H124ZM127 216H128V215H127ZM139 216H140V215H139ZM155 216H156V214H155ZM235 216H237V215H235ZM241 216H242V215H241ZM252 216H254V215H252ZM257 216H258V215H257ZM9 217H10V216H9ZM31 217H32V216H31ZM143 217H144V216H143ZM156 217H157V216H156ZM180 217H181V216H180ZM180 217H179V218H180ZM214 217H216V216H214ZM221 217H222V215H221ZM13 218H15V217H13ZM125 218H126V217H125ZM125 218H124V219H125ZM150 218H151V217H150ZM183 218H184V217H183ZM195 218H197V217H195ZM208 218H209V217H208ZM240 218H241V217H240ZM257 218H258V217H257ZM257 218H256V219H257ZM259 218H261V216H260ZM5 219H6V217H5ZM11 219H12V217H11ZM15 219H16V218H15ZM32 219H33V218H32ZM32 219H31V220H32ZM157 219H158V218H157ZM229 219H230V218H229ZM116 220H117V219H116ZM209 220H210V219H209ZM212 220H213V219H212ZM233 220H234V219H233ZM153 221H154V220H153ZM153 221H152V222H153ZM185 221H186V220H185ZM185 221H184V222H185ZM258 221H259V220H258ZM212 222H213V221H212ZM239 222H240V221H239ZM239 222H237V223L239 224ZM144 223H145V219H144ZM222 223H224V222H222ZM250 223H251V222H250ZM256 223H257V222H256ZM52 224H53V223H52ZM62 224H63V223H62ZM62 224H60V225H62ZM107 224H108V223H107ZM156 224H158V223H156ZM187 224H188V223H187ZM187 224H186V225H187ZM11 225H13V224H11ZM44 225H45V224H44ZM48 225H49V224H48ZM63 225H64V224H63ZM76 225H77V224H76ZM123 225H124V224H123ZM214 225H215V224H214ZM214 225H213V226H214ZM159 226H160V225H159ZM190 226H191V225H190ZM216 226H217V225H216ZM108 227H109V226H108ZM191 227H192V226H191ZM204 227H205V226H204ZM222 227H223V224H222ZM261 227H262V226H261ZM0 228H1V226H0ZM14 228H15V227H14ZM187 228H188V227H187ZM205 228H206V227H205ZM214 228H215V227H214ZM218 228H219V227H218ZM218 228H217V229H218ZM29 229H30V228H29ZM65 229H66V228H65ZM70 229H71V228H69V230H70ZM159 229H160V228H159ZM185 229H186V228H185ZM221 229H222V228H221ZM237 229H239V228H237ZM27 230H28V229H27ZM50 230H52V229H50ZM84 230H85V229H84ZM188 230H189V228H188ZM188 230H187V231H188ZM25 231H26V230H25ZM75 231H76V230H75ZM144 231H145V230H144ZM204 231H206V230L204 229ZM212 231H213V230H212ZM243 231H244V230H243ZM255 231H256V230H255ZM261 231H262V230H261ZM32 232H33V231H32ZM85 232H86V230H85ZM98 232H99V231H98ZM188 232H189V231H188ZM197 232H198V230H197ZM222 232H223V230H222L220 233H222ZM262 232H263V231H262ZM262 232H260V233L262 234ZM29 233H31V232H29ZM171 233H172V232H171ZM216 233H217V232H216ZM247 233H249V232H247ZM256 233H258V232H256ZM10 234H11V233H10ZM180 234H181V233H180ZM190 234H191V233H190ZM222 234H223V233H222ZM240 234H241V233H240ZM31 235H32V234H31ZM47 235H48V234H47ZM100 235H101V234H100ZM141 235H142V234H141ZM185 235H186V234H185ZM26 236H27V235H26ZM32 236H33V235H32ZM32 236H31V237H32ZM82 236H83V235H82ZM183 236H184V235H183ZM192 236H193V235H192ZM197 236H198V235H197ZM217 236H218V235H217ZM263 236H264V234H263ZM83 237H84V236H83ZM115 237H116V236H115ZM144 237H145V236H144ZM175 237H176V236H175ZM188 237H189V236H188ZM255 237H256V236H255ZM13 238H14V237H13ZM86 238H87V237H86ZM155 238H156V237H155ZM195 238H196V237H195ZM210 238H211V237H210ZM218 238H219V236H218ZM244 238H245V237H244ZM84 239H85V238H84ZM173 239H174V238H173ZM262 239H263V238H262ZM18 240H19V239H18ZM18 240H17V241H18ZM30 240H32V239H30ZM46 240H47V239H46ZM86 240H87V239H86ZM143 240H144V239H143ZM143 240H142V241H143ZM198 240H199V238H198ZM245 240H246V239H245ZM20 241H21V240H20ZM72 241H73V240H72ZM167 241H168V240H167ZM193 241H195V240H193ZM202 241H203V240H202ZM216 241H217V240H216ZM43 242H44V241H43ZM159 242H160V240H159ZM209 242H210V241H209ZM214 242H215V241H214ZM15 243H16V242H15ZM67 243H68V242H67ZM70 243L73 244V242H70ZM83 243H85V242H83ZM141 243H142V242H141ZM192 243H194V242H192ZM215 243H217V242H215ZM72 244H71V245H72ZM77 244H78V243H77ZM159 244H160V243H159ZM166 244H167V243H166ZM263 244H264V243H263ZM0 245H1V244H0ZM47 245H48V244H47ZM78 245H79V244H78ZM169 245H170V244H169ZM197 245H198V244H197ZM228 245H229V244H228ZM243 245H244V244H243ZM61 246H62V245H61ZM61 246H60V247H61ZM92 246H93V245H92ZM108 246H109V245H108ZM108 246H107V247H108ZM193 246H194V245H193ZM260 246H261V245H260ZM143 247H145V246H143ZM149 247H150V246H149ZM216 247H217V246H216ZM48 248H49V247H48ZM65 248H66V247H65ZM67 248H68V247H67ZM152 248H153V247H152ZM196 248H197V247H196ZM202 248H203V247H202ZM202 248H201V249H202ZM243 248H244V247H243ZM256 248H257V247H256ZM1 249H2V248H1ZM51 249H52V248H51ZM77 249H78V248H77ZM170 249H171V248H170ZM190 249H191V248H190ZM198 249H199V248H198ZM203 249H204V248H203ZM215 249H216V248H215ZM245 249H246V248H245ZM261 249H262V248H261ZM52 250H53V249H52ZM78 250H79V249H78ZM78 250H76V251H78ZM175 250H176V249H175ZM256 250H257V249H256ZM53 251H54V250H53ZM142 251H143V249H142ZM145 251H146V250H145ZM155 251H156V250H155ZM199 251H200V250H199ZM250 251H251V250H250ZM263 251H264V250H263ZM47 252H48V251H47ZM50 252H51V251H50ZM153 252H154V251H153ZM197 252H198V251H197ZM204 252H205V251H204ZM230 252H231V251H230ZM256 252H257V251H256ZM155 253H156V252H155ZM62 254H64V253H62ZM140 254H141V253H140ZM157 254H158V253H157ZM216 254H217V253H216ZM3 255H4V254H3ZM56 255H57V254H56ZM74 255H75V253H74ZM78 255H79V254H78ZM210 255H211V254H210ZM251 255H252V254H251ZM254 255H256V254H254ZM75 256H76V255H75ZM217 256H218V255H217ZM260 256H261V255H260ZM263 256H264V255H263ZM41 257H42V256H41ZM59 257H60V256H59ZM70 257H71V256H70ZM98 257H99V256H98ZM102 257H103V256H102ZM157 257H158V256H157ZM157 257H156V259H157ZM0 258H1V257H0ZM111 258H112V257H111ZM229 258H230V257H229ZM232 258H233V257H232ZM251 258H252V257H251ZM256 258H257V257H256ZM5 259H6V258H5ZM5 259H4V260H5ZM123 259L126 260L125 258H123ZM141 259H142V258H141ZM7 260H9V259H7ZM60 260L62 261V259H60ZM78 260H79V258H78ZM94 260H95V259H94ZM96 260H97V259H96ZM119 260H120V259H119ZM216 260H217V259H216ZM218 260H219V258H218ZM221 260H222V259H221ZM252 260H253V259H252ZM11 261H12V260H11ZM73 261H74V260H73ZM73 261H72V262H73ZM116 261H117V260H116ZM223 261H224V260H223ZM229 261H230V260H229ZM14 262L16 263V261H14ZM82 262H83V261H82ZM96 262H97V261H96ZM230 262H231V261H230ZM232 262H233V261H232ZM43 263H44V262H43ZM43 263H42V264H43ZM152 263H154V262L152 261ZM224 263H225V262H224ZM40 264H41V263H40ZM61 264H62V263H61ZM65 264H66V263H65ZM73 264H74V263H73ZM103 264H104V263H103ZM159 264H160V263H159ZM206 264H207V263H206Z\"/></svg>",
	"mask_w": 264,
	"mask_h": 264
}]
</instances>
